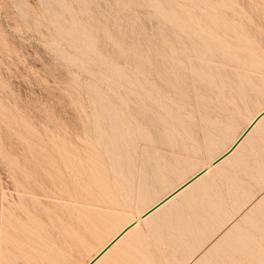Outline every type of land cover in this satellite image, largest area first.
<instances>
[{
    "label": "rangeland",
    "instance_id": "374dc122",
    "mask_svg": "<svg viewBox=\"0 0 264 264\" xmlns=\"http://www.w3.org/2000/svg\"><path fill=\"white\" fill-rule=\"evenodd\" d=\"M89 1L90 0H0V222L1 220L3 222V224L2 222L0 223V264L1 262L3 264H20L21 262L24 263L25 261L28 262L24 264H28L29 262H31L30 260L34 258L37 264H87L91 260V258H93L96 253L102 248V246L110 241L113 235H115L120 230V228H122L121 225L123 223H128V221L136 217L139 212H142L147 206L152 205L155 202L154 200H156L157 198L159 199L160 196H164L165 193L167 194V192H169L173 188V184L176 186L179 185L180 181L187 179L186 176L189 178L203 165H207L208 163H210V161L213 160V158L219 156L222 152H224V150L232 143L231 140H229V136L234 132V130L236 131L235 136L237 137L243 131V129L246 128L250 119H252L257 112L264 108V101L260 100L264 99V64L263 67H261V63H264V0H197L200 5L197 3L193 4L194 2H196L195 0L194 2L192 0H190L189 2L188 0H172L174 1L172 3L171 0H168V2L164 0L165 4L162 3L163 0H137L138 3L135 2L136 0H134V2L133 0H130L129 2L128 0H118L122 3V6H120L121 3L119 2V5V3H117L118 1L116 0H91L92 2ZM159 1H161L160 4H158ZM144 2L146 3L147 7L146 5H144ZM86 3H88L87 6H85ZM114 3H116L117 7ZM136 3L140 6L138 7ZM189 3L195 6L192 8V5ZM129 5L131 6L130 9ZM201 5L203 6V8H201ZM64 6L67 9H65ZM165 6L166 9H164ZM186 6H189L190 8L188 7L187 10ZM198 6L201 8V10ZM230 6L233 7L231 8ZM123 7H126L125 11ZM183 7L185 10L183 9ZM236 7L238 8V10ZM112 8H116L115 12ZM195 8L197 12H194L196 11ZM204 8L209 9V12L207 10L205 11ZM211 8L213 9V11L219 10V12L217 13L214 12L218 15H215ZM240 8L242 9L240 10ZM155 9H157V11ZM232 9L235 10L233 11ZM63 10L64 12H62ZM67 10L69 11V13H66ZM148 10L149 12H147ZM151 10H154L155 14L154 11L152 14ZM190 10H192L191 13ZM59 11H61L65 16ZM129 11L131 14H133V12L135 11L134 15H131ZM235 11L237 12L233 13ZM88 12L90 13L88 14ZM200 12L202 14L204 12H208L206 14L209 15L206 16V14L204 13V15H202V19H206L207 22L209 20V24L206 21V23L203 24L204 20L201 19L202 16L200 15ZM60 13L62 15H60ZM102 13H105V17L108 15L106 17L107 19H105ZM90 14H94V17ZM143 14L144 16L146 14L147 17L149 16L151 18H144V16H141ZM156 14H158V17L160 16L161 20L157 17ZM190 14L192 15L190 16ZM193 14H199L198 17L200 18V20L197 16H193ZM180 15L183 17H181ZM210 15L212 19L209 18ZM73 16L76 18H74ZM111 16H113L115 20L117 19V21L119 19L118 22L120 25ZM161 16L162 18H164V20H162ZM130 17L132 18V20L137 21L133 23L134 21H132ZM230 17L232 18L231 20L233 22L230 20ZM236 18L239 19L237 20ZM77 19H79L80 23H84L85 21V23L83 24V28L85 27V25L86 28L81 29L80 27L82 26V24L80 25ZM80 19L82 20V22ZM129 19L130 21L128 22ZM189 20L191 21L189 22ZM199 21H203V25H199V23H197ZM111 23L113 26L110 25ZM194 23H196L195 27ZM234 23H236V29L234 28ZM238 23H243L245 25H239ZM116 24L119 26V28L116 27ZM206 24L214 27L215 30ZM61 25L63 26V28ZM67 26L69 29L67 28ZM127 26H129V28H127ZM240 26H243V29L246 26L249 27H247L244 31ZM121 27L124 28V30ZM237 27H240L238 29H241V31L238 30ZM90 28L93 29V31L90 30ZM134 28L136 29V32ZM163 28L164 31L161 32ZM169 28H171L172 31L171 29L169 30ZM178 28L180 29V31ZM256 28L259 29L257 30ZM127 29L129 32H125ZM165 29L169 32H167ZM80 30L81 32H83L84 30V33L86 32V35L81 32L80 34ZM119 30L122 35H120L121 33L119 32ZM130 30L133 31L130 32ZM176 30H178L179 32ZM200 30L202 31V33H208L209 35L204 34L206 36L205 38H203L204 36L200 35L202 34L200 33ZM170 31L172 33L175 32L173 33V36L170 35ZM209 31L214 38H210L212 35ZM214 31L219 32L217 33ZM106 32H109L108 35ZM138 32H140V35H138ZM220 32H222L224 35ZM133 33L137 34L133 35ZM178 33H181L182 35L180 34V36L182 37H180ZM79 34L80 36H82L81 39H79ZM82 34L84 35V37ZM115 34L116 36H114ZM164 35L168 38L166 39ZM244 35L246 37V41L248 40L246 44L243 41L245 40L243 39ZM221 36L224 39L221 38ZM224 36H226L227 38ZM122 37L123 41L121 39ZM157 37L159 38L158 41L160 40L159 42L157 41V39H154ZM177 37L183 39L181 40ZM57 38L59 39L57 40ZM82 38H85V40H83ZM146 38V41L143 40ZM208 38L209 40L212 39L213 43L211 42V40L209 41ZM96 39L98 42L96 41ZM205 39H207L209 42H207ZM214 39H216V44H214ZM228 39H232V41ZM78 40H83L87 46V49L91 50L88 51L85 48V44H82ZM108 40L112 44L106 42ZM137 40H139V42ZM161 40L164 42H162ZM174 40H176L178 43L180 42V44H178L177 42H173ZM225 40L229 42H226ZM249 40L251 44H249ZM124 41L126 44L124 43ZM128 41L131 43H129ZM133 41H136V43H133ZM144 41L146 44H148L149 42L153 44H149L146 46L144 45ZM168 41H170L171 43ZM140 42L143 44H141ZM181 42L184 43V45L186 44L187 48ZM241 42L244 44L242 45ZM117 43H120L121 45ZM134 44H138V46L135 45V47ZM157 44L159 48L163 45L165 47H168V50L167 48L165 49L164 46L162 47V49H159L158 47H156ZM173 44L175 48H178V50L176 48L177 51L174 50V47L172 46ZM81 45L83 46V48L81 47ZM124 45H127L126 49L123 48L125 47ZM131 45H133L134 47H131ZM154 45L156 46L154 47ZM179 45H182L183 47L181 46V48ZM218 45H220L219 48L223 49L222 51L224 53L220 51ZM116 46L121 47H118V50H115L117 49ZM139 47H141V51L145 50V52H141L143 57L147 52V55L145 54V56H147L148 59L144 57L143 60L140 51H138ZM152 47L154 48V50H156L157 48V50H150ZM163 49L167 50L169 53H167ZM229 49L231 51L229 52V55L231 56L227 55ZM123 50H127V52L124 51L125 55ZM180 50L182 52H180ZM187 50L189 51L186 52ZM136 51H138L141 56ZM152 51L154 52V54ZM164 51L169 57L165 55ZM178 51L180 52V55L177 53ZM190 51L193 52L191 53ZM116 52H120V54L123 52L121 54L122 56ZM156 52H163L165 57H167L164 58L163 53H159L157 56H154L157 54ZM175 53L177 54L178 58L175 57ZM108 55H110L111 57L109 56L108 58ZM125 56L129 57V59L127 57L125 58ZM134 56L135 58H137L134 59ZM149 56L152 57H150L149 59ZM233 56L235 58H233ZM230 57H232L233 59H230ZM237 57H240L245 62L240 60V63V58L237 59ZM160 58L163 60H159ZM183 58L188 61L184 60ZM189 58L192 59L191 61H194L190 63ZM219 58L220 60L222 59L223 62L220 61ZM226 58L227 60L225 61ZM100 59L102 61H100ZM86 60L88 63L86 62ZM137 60H139L138 63H136ZM150 60H155V62H152ZM174 60H176L175 62L177 65L173 62ZM169 61H171V63ZM114 62L116 64H119L116 65ZM151 62L153 64L156 63L154 64V67ZM200 62H203L204 64H200ZM89 63L94 68L88 65ZM100 63L101 65H99ZM140 63L143 65L141 66ZM161 63L162 65L159 66V64ZM232 63L233 66H235L234 68H238L239 70H233L234 68L232 67ZM166 64H170V67ZM194 64L197 65L194 66ZM102 65L104 68L102 67ZM155 65L159 66L157 67V70ZM131 66H134L135 68ZM162 66L164 69H166L167 73L163 71ZM220 66L222 68L226 66L225 70H221ZM151 67L155 70H152ZM177 67H179V69ZM243 67L247 68L245 69ZM127 68L130 70H128ZM141 68L143 71H141ZM146 68L151 69H149L150 71H147ZM160 68L162 69V73H160ZM144 69L146 72L144 71ZM226 69L228 70L227 72H225ZM231 69L233 73L230 78L229 76L231 74L226 75V73L229 74L228 72L231 71ZM249 69H252L250 72H253L254 69V72L249 73V71H246ZM173 70H175V72L177 73L175 74ZM177 70H181L179 71L181 73L183 72L182 79L181 74ZM219 70H221L222 72ZM153 71L154 73H157L153 75ZM188 71L189 74H187ZM93 72L95 74H93ZM130 72H133L135 75L132 73V77L130 75ZM168 73L170 74L169 76ZM137 74H139L140 76L136 77ZM163 74L165 77L167 76L166 80L168 82L164 79ZM183 74L185 75V77ZM109 75H113L114 78H112L113 76L111 77ZM158 75L161 82H158L159 78L157 80ZM171 75V78H174L172 80L176 82H173L171 79H169ZM190 75L192 77H190ZM178 77H180V79H178ZM216 77H220L219 79L222 80H219ZM224 77H226V79L223 80ZM233 77L235 78V82L233 81ZM116 78H118L119 80L121 79L123 83L120 82L121 80L118 81V79ZM132 78L136 85L133 83ZM155 78L157 81H155ZM193 78L194 83L189 81ZM183 79L188 80L192 85L188 81H184ZM196 79L198 81L195 82ZM108 80L112 81L108 82ZM231 81L233 82L232 85L229 84L232 83ZM180 82H182L181 85L179 84ZM221 82L224 84H222ZM162 83L165 84L166 91L162 89V87L164 86V84L162 85ZM168 83L169 85L172 84V87L168 86ZM186 83L189 85H187ZM217 83L218 85L220 84L221 87L224 85L225 87L220 89L221 87L218 86ZM226 83L228 84V87H226ZM182 84L188 86V88L184 87ZM194 84H197L195 85L196 87L193 86ZM173 85H177L178 87ZM190 85L191 87H189ZM198 85L201 87H199ZM233 85L235 86L236 90L235 88H233ZM237 85L238 87H236ZM132 86L134 88H132ZM144 86L148 87L147 89L150 88L152 91L150 89V91L147 90ZM167 86L169 88L171 87L170 89L168 88V91L170 92L167 91ZM197 86L199 87V89H201V93L198 92L199 89H197ZM176 87L181 90L177 89ZM192 87L196 89L193 92H191L193 89ZM126 88L129 89V91ZM135 88H138V91ZM184 88L189 89V93L191 92L192 94H188L191 97L189 95H186V89ZM232 88L234 90H232ZM210 89H212L213 91H209ZM148 91L151 93L153 92V95ZM207 91L211 93L212 96H210L209 93L207 94L208 96H206ZM139 92L143 97L146 98L144 99ZM177 92L179 94H176ZM196 92L198 97H195ZM213 92L215 94L217 93V96ZM232 92L234 94H232ZM131 93L133 96L131 95ZM229 93L230 95H228ZM171 94L174 96H171ZM183 94L186 95V97ZM201 94L202 97L199 98ZM238 94H240L241 96H239ZM218 95H220L221 97H218ZM156 96L159 98H156ZM132 97L134 101H132ZM206 97L208 98V101H206ZM213 97H215V101L213 100ZM225 97H227V99ZM195 98L197 99V101H194L196 100ZM186 99L190 100V102L188 101V103L187 101H185L187 104L184 103V100ZM192 99L194 102H196V104L192 101ZM146 100H148L150 104L148 101L146 104ZM220 100L222 102H220ZM232 100L236 101L232 102ZM238 100L240 101V103ZM128 101H130V103L132 102V104H128ZM204 101L207 103H205ZM209 101L212 105L209 103ZM189 103H191V105H188ZM192 104L195 108L192 107ZM201 104H206L207 106H200ZM143 105L147 109L146 111H144L145 108L143 107ZM197 105L198 107L200 106L202 109H204V111L200 107L198 108ZM213 105L215 107L217 106V108H213ZM133 106L136 108V110L141 108L139 112L142 114L138 113L137 111L135 112ZM148 106L151 107V111L155 114L150 113L151 111ZM171 106L173 108H171ZM219 106H221V108L224 106V108L226 109L223 110L220 108L221 110H219ZM254 106L256 107V109L254 108ZM156 107L158 110L156 109ZM174 107H176L177 111L174 110ZM211 107L213 108L212 110H210ZM249 108L253 112L255 110V112H252L251 114ZM195 109H198L199 113L196 112L198 114H195ZM132 110L133 112H131ZM158 111L161 112L162 116ZM208 111L211 115L210 119H212V115L214 118V120H211V125L206 124L204 120L209 118V114H203V112ZM214 111H217L218 114L217 112L214 113ZM221 111L225 112L223 113ZM183 112H185V114ZM227 112H229L230 115H228V117H225L228 114ZM131 113L133 114V116ZM143 113L146 115V117L143 116ZM134 114H137L136 116L138 117L134 116ZM219 115L220 118H218ZM235 115L238 123L235 119ZM154 116H157V121H155L156 117L154 118ZM163 116L165 118H168L165 119L163 118ZM201 116L204 117V119L201 118ZM222 116L225 117V119L227 118V121L225 119H221ZM158 117L160 118L158 119ZM229 117L231 119H229ZM139 118L142 120L141 122L139 121ZM143 119H146L147 122ZM152 119H154L153 122L155 124V126L151 127L153 128V131L156 130L155 128H159V131L156 130L154 131V133L157 135L158 131V133H160V135H163L166 140L163 138V136L161 137L153 134V131H151L152 129L150 128V126L153 124ZM160 119L161 121H163V119L165 122L167 120L168 121L167 123L163 121L161 126V122H158ZM217 119L221 120L219 121ZM229 120L232 122L229 123ZM148 121H150L152 124ZM173 121L175 122V124ZM224 121H226L227 123ZM170 122L172 125L170 124ZM141 123L144 125H142ZM147 123H149L150 125ZM177 126L181 129L178 130ZM174 127L177 128V130ZM193 128L195 129L194 133H192V130H194ZM165 129H167L168 131ZM188 129H191V132L189 131L190 135L188 134ZM164 130L169 134L167 135ZM161 131L165 133H162ZM170 132L172 133L170 134ZM214 133L216 136H214ZM191 134L196 135H192V137ZM261 136L259 138L260 141H256L257 146L254 148L255 151L253 150L251 152L250 150L247 153L244 162L240 166H238V169L236 167L237 170L235 169V167L230 169L226 172L225 175L222 176V178L217 175L215 178H213L211 182L212 185H209V187L201 190L202 194L200 193L194 195L192 201H189V204L187 203L188 201L184 202V204L180 205L181 207L178 211H176V213H172V218L168 217L165 221H161V224L165 228L168 222H170L171 224V233L168 238L169 241L167 240V238H164V235L159 231V229H153L152 231H150L149 229L142 227L143 232L139 234L135 241H132L134 243L130 242L131 244H129V246L122 248L119 252L117 251L114 256L110 258L107 264L111 262H113L111 264H152L153 262L155 264H192L194 259L196 262L194 261L195 263L193 264H206L207 262L203 261L207 260L206 256L208 257L207 261H209V263L207 264H264V238L255 230V227H249L250 224H247L245 226L246 223L244 224L245 221L243 220L245 214L251 208H255L257 202L260 199H263L262 196L264 197V136ZM153 137H156L155 139H157V141H155ZM171 137H173L174 139L176 137V140L179 143H177L176 140L175 142ZM169 138L170 141H167V139L169 140ZM161 139L162 142L160 141ZM163 141L167 142H164V144ZM168 142H170V146L169 144L167 146ZM88 143H90L91 145H88ZM93 143L94 145L98 146H92ZM176 143L177 145H179L177 146L179 149L175 147ZM136 144H138V146ZM224 144L225 146H223ZM172 145L174 148L172 147ZM259 147L262 149H260ZM95 148L97 149L95 150ZM98 148L101 149L99 150V152L103 157H101V154L98 153ZM157 149L161 150V154L159 151H157ZM258 149L262 151L260 152ZM163 153L164 155H162ZM93 161L94 163H97L92 164ZM246 163L248 164L247 166ZM79 164H82L81 167L83 172L80 169L81 167L79 166ZM106 164L108 165V168L104 166ZM123 164L125 165L124 167ZM85 165H87L86 169L85 167H83ZM98 165H101L102 167L104 166L103 170H101V166L100 168H98ZM77 167L80 168L78 169ZM88 167L90 169L92 168V171L88 169ZM93 167L96 168V170L93 169ZM105 167L106 169H104ZM87 172L88 174H85ZM132 172L135 174H133ZM155 172L159 174V176H157ZM82 174H85L86 176H82ZM232 174H234V176ZM77 176H80V178ZM84 176L85 178H83ZM94 176L97 179L95 180V178H93L92 182L91 178ZM99 176H101V179ZM105 176L107 179L104 178ZM142 177H145L144 186H142L141 182ZM99 179L102 182H99ZM88 180L91 181L93 185L90 184L91 182H88L90 184L89 185L86 182ZM149 180L150 182H148ZM175 180L177 182H175ZM96 181V184H98L97 188L96 186H94L96 185ZM104 181L109 184V187H106L108 186V184ZM78 182H81L83 185H85L84 187H88L89 189H85L83 185L81 183L79 184ZM103 182L105 183L104 185ZM157 183L158 185H156ZM110 184H112V186H110ZM125 184L127 186H125ZM99 185H103L102 188L103 190L105 189L102 192L104 194L103 197L106 196L107 198H103L101 195H99L102 194L100 193L101 190H99L102 188H99ZM91 186H94L95 188ZM165 187L167 190H164ZM232 188L233 190L230 191L229 189ZM115 189L117 190V192L115 191ZM142 189L145 193V195L143 196L140 195L142 194ZM111 190L113 193H109L111 192ZM157 190L160 194L157 193ZM95 192H98V198L101 197V199L97 198V194H94ZM114 194H116L117 196ZM132 194L133 196H135V198L132 197ZM22 196L25 197L22 198ZM118 196L120 198H118ZM32 199L34 200V203L32 202ZM83 199H85L87 202ZM49 200H51V202ZM107 200H109L110 203ZM114 200H116L117 202L119 201V203L115 202ZM100 201H102V203L105 201V204H100ZM263 201L264 200H262L261 202ZM111 203L113 206L111 205ZM192 203H195V205H192ZM59 204L61 205L59 206ZM107 204H109L110 207ZM96 205L97 209L95 208ZM194 206L195 208L197 206V209L193 208ZM198 206H201L200 209L204 210V213L202 210H198ZM98 207H100V209ZM113 207L116 209H114ZM263 208H261L260 210V215L262 217L264 216ZM197 210L199 212H197ZM22 212L23 215L21 214ZM110 213H112L114 216ZM131 215H134L133 218ZM107 216L110 220L107 219ZM194 217H197L196 220ZM127 218H129L130 220ZM241 220L244 221L242 224L240 223L242 222ZM195 221H198L199 225ZM78 222L80 225L78 224ZM109 222L111 226L109 225ZM200 222L203 224L202 226H200ZM117 223L118 225L121 223L119 227ZM91 224L94 226H92ZM173 225L175 227H173ZM237 225H239L240 228L243 226L242 228L244 230H247L249 236L254 239L253 242L255 244V249H252V251L248 252L243 248H239L238 242L236 240H222L223 237H221V234L222 236L224 235L226 237L225 233L228 232L227 230L232 229L234 226L237 227ZM108 226L110 227V229ZM101 227L105 231H107V233H110H108L107 235V233ZM252 228L256 232V236L255 234L251 233L253 232ZM13 230L16 232L14 233ZM111 231L112 233L114 231V233L111 234ZM51 232H53V234ZM53 235L56 237H53ZM16 236L17 238L15 239ZM62 236H64V238ZM71 238L73 241L71 240ZM261 241L263 242V244L261 243ZM221 242L222 245L220 246ZM224 242L226 246L224 245ZM14 243L15 245H13ZM177 243L179 246L177 245ZM74 244H76L77 246ZM5 245L10 246L8 247ZM13 247L14 249H11ZM71 247H73V250L75 249V251H73ZM254 250L255 252H253ZM15 251L18 254H16ZM210 251H212V255ZM20 253H22V256L20 255ZM41 253L43 255H40ZM193 254L194 256H192ZM234 254H236L237 256L239 255V258ZM241 255L243 258L241 257ZM11 256L15 258H9ZM20 256L24 257L21 258ZM25 257H27L26 260ZM61 257L63 258L60 259ZM43 258L45 259V261ZM236 259L238 261H234ZM17 260L21 262L19 263ZM226 261H229V263H227Z\"/></svg>",
    "mask_w": 264,
    "mask_h": 264
},
{
    "label": "bare ground",
    "instance_id": "6f19581e",
    "mask_svg": "<svg viewBox=\"0 0 264 264\" xmlns=\"http://www.w3.org/2000/svg\"><path fill=\"white\" fill-rule=\"evenodd\" d=\"M80 1H82V0H80ZM83 1H85V0H83ZM90 1H91V0H90ZM90 1H89V2H90ZM95 1H96V0H95ZM116 1H118V0H116ZM129 1H130V0H128V2H129ZM131 1H132V0H131ZM138 1H139V0H138ZM165 1L168 2V0H165ZM169 1H170V0H169ZM174 1H176V0H174ZM174 1L171 0V3L174 2ZM178 1H179V0H178ZM184 1H185V0H184ZM189 1H190V0H188V2H189ZM192 1L194 2V0H192ZM195 1H196V2H194L193 4H196V3L199 4V3L197 2V0H195ZM43 2H44V1H43ZM91 2H92V1H91ZM119 2H120V1H118L117 3H119ZM124 2H126V1H124ZM128 2H127V3H128ZM133 2H134V0H133ZM135 2H137V0H136ZM147 2H148V1H147ZM160 2H161V1H159L158 4H160ZM182 2H183V1H182ZM84 3H85V2H84ZM84 3H82V4H84ZM120 3H121V2H120ZM120 3H119V5H120ZM137 3H138V2H137ZM137 3H136V4H137ZM144 3H145V2H144ZM151 3H152V2H151ZM153 3H154V1H153ZM155 3H156V2H155ZM162 3H164V0H163ZM90 4H91V3H90ZM114 4H115V6H116V3H114ZM164 4H165V3H164ZM167 4H168V3H167ZM175 4H176V2H175ZM189 4H191V3H189ZM87 5H88V3L85 4V6H87ZM92 5H93V4H92ZM94 5H95V4H94ZM119 5H118V6H119ZM137 5H138V4H137ZM137 5H136V6H137ZM144 5H146V3H145ZM169 5H170V3H169ZM169 5H168V6H169ZM191 5H192V4H191ZM199 5H200V4H199ZM210 5H211V4H210ZM260 5H261V4H260ZM263 5H264V4H263ZM82 6H83V5H82ZM95 6H96V5H95ZM120 6H122V3H121ZM136 6H135V7H136ZM139 6H140V5H138V7H139ZM174 6H175V5H174ZM180 6H181V4H180ZM194 6H195V5H192V8H193ZM201 6H202V5H201ZM235 6H236V5H235ZM235 6H234V7H235ZM258 6H259V4H258ZM89 7H90V5H89ZM113 7H114V6H113ZM116 7H117V6H116ZM126 7H127V6H126ZM126 7H125V8H126ZM146 7H147V5H146ZM169 7H170V6H169ZM178 7H179V5H178ZM186 7H187V6H186ZM188 7H189V6H188ZM188 7H187V10H188ZM198 7H199V6H198ZM215 7H216V6H215ZM230 7H231V6H230ZM232 7H233V6H232ZM232 7H231V8H232ZM64 8H65V6H64ZM118 8H119V7H118ZM121 8H122V7H121ZM125 8L123 7L124 11L126 10ZM130 8H131V6L129 5V9H130ZM189 8H190V7H189ZM192 8H191V9H192ZM196 8H197V5H196ZM196 8H195V10H196ZM201 8H203V6H202ZM201 8L199 7L200 10H201ZM236 8H237V7H236ZM260 8H261V7H260ZM65 9H67V8H65ZM89 9H90V8H89ZM109 9H110V8H109ZM112 9H113V8H112ZM115 9H116V8H115ZM115 9H113L114 12H115ZM119 9H120V8H119ZM119 9H118V11H119ZM151 9H152V7H151ZM164 9H166V6L164 7ZM183 9H184V7H183ZM204 9H205V8H204ZM241 9H242V8H240V10H241ZM110 10H111V9H110ZM120 10H121V9H120ZM127 10H128V8H127ZM155 10L157 11V9H155ZM180 10H181V9H180ZM184 10H185V9H184ZM206 10L209 12V9H205V11H206ZM211 10L213 11L212 8H211ZM232 10H233V9H232ZM234 10H235V9H234ZM234 10H233V11H234ZM237 10H238V8H237ZM67 11H68V10H67ZM67 11H66V13H69V11H68V12H67ZM83 11H84V10H83ZM87 11H88V10H87ZM90 11H91V10H90ZM151 11H152V10H151ZM153 11H154V10H153ZM153 11H152V14H153ZM167 11H169V10H167ZM203 11H204V10H203ZM212 11H211V12H212ZM224 11H225V10H224ZM59 12H61V11H59ZM62 12H64V10H63ZM62 12H61V13H62ZM147 12H149V10H148ZM191 12H192V10H190V13H191ZM194 12H197V10L194 11ZM194 12H193V13H194ZM198 12H199V11H198ZM208 12H206V13H208ZM214 12L217 13V12H219V10H218V11H213V13H214ZM225 12H226V11H225ZM236 12H237V11H235V12H233V13H236ZM242 12H243V11H242ZM61 13H60V15L63 14V13H62V14H61ZM89 13H90V12H88V14H89ZM129 13H130V11H129ZM129 13H128V14H129ZM134 13H135V11L133 12V14H131V13H130V14H131V15H134ZM177 13H178V12H177ZM204 13H205V12H204ZM204 13L202 14V13L200 12V15L202 16V15H204ZM206 13H205V14H206ZM220 13H221V12H220ZM231 13H232V11H231ZM231 13H230V14H231ZM243 13H244V12H243ZM57 14H58V13H57ZM86 14H87V13H86ZM104 14H105V13H102L103 16H104ZM114 14H115V13H114ZM116 14H118V13H116ZM120 14H121V13H120ZM120 14H119V15H120ZM123 14H125V13H123ZM146 14H148V13H146ZM146 14H145V16H146ZM150 14H151V13H150ZM154 14H155V11H154ZM214 14H215V13H214ZM226 14H227V13H226ZM238 14H239V12H238ZM63 15H64V14H63ZM90 15L93 16L94 14H90ZM109 15H110V13H109ZM156 15H157V17H158V14H156ZM156 15H154V16H156ZM164 15H165V14H164ZM187 15H188V14H187ZM191 15H192V14H190V16H191ZM194 15H195V14H193V16H194ZM198 15H199V14H198ZM198 15H195V16L198 17ZM207 15H209V14H206V16H207ZM211 15H212V14H211ZM211 15L209 16V18L212 19ZM215 15H218V14H215ZM227 15H228V14H227ZM243 15H245V14H243ZM64 16H65V15H64ZM107 16H108V15H107ZM107 16H106V17H107ZM136 16H137V15H136ZM138 16H139V15H138ZM141 16H144V14L141 15ZM145 16H144V18H148V17H149V16H148V17H147V16L145 17ZM180 16H181V15H180ZM201 16H200V17H201ZM240 16H241V14H240ZM60 17H61V16H60ZM69 17H70V16H69ZM73 17H74V16H73ZM93 17H94V16H93ZM104 17H105V16H104ZM106 17H105V19H107ZM111 17H113V16H111ZM111 17H110V18H111ZM115 17H116V16H115ZM118 17H119V16H118ZM122 17H123V16H122ZM125 17H126V16H125ZM132 17H133V16H132ZM181 17H183V16H181ZM186 17H187V16H186ZM188 17H189V16H188ZM204 17H205V16H204ZM213 17H214V16H213ZM221 17H223V16H221ZM231 17H232V16H231ZM231 17H230V20L232 19ZM74 18H76V17H74ZM110 18H109V19H110ZM113 18H114V17H113ZM127 18H128V17H127ZM127 18H126V19H127ZM130 18H131V17H130ZM137 18H138V17H137ZM149 18H151V17H149ZM158 18L160 19V16H159ZM161 18H162V16H161ZM177 18H178V17H177ZM198 18H199V17H198ZM202 18H203V16L201 17V19H202ZM205 18H206V17H205ZM214 18H215V17H214ZM233 18H234V17H233ZM241 18H242V16H241ZM91 19H93V18H91ZM120 19H122V18H120ZM141 19H143V18H141ZM141 19H140V20H141ZM192 19H193V18H192ZM207 19H208V18H207ZM221 19H222V18H221ZM224 19H225V18H224ZM236 19H237V18H236ZM238 19H239V18H238ZM238 19H237V20H238ZM63 20H64V19H63ZM70 20H71V18H70ZM70 20H69V21H70ZM77 20L79 21V19H77ZM77 20H76V21H77ZM80 20H81V19H80ZM88 20H89V19H88ZM110 20H111V19H110ZM114 20H115V18H114ZM131 20H132V18H131ZM135 20H136V19H135ZM150 20H151V19H150ZM157 20H158V19H157ZM160 20H161V19H160ZM162 20H164V18H162ZM184 20H185V19H184ZM199 20H200V18H199ZM202 20H204V19H202ZM227 20H228V19H227ZM240 20H241V19H240ZM244 20H245V19H244ZM115 21L118 22L119 19H118V21H117V19H116ZM129 21H130V19L128 20V22H129ZM132 21H134V20H132ZM136 21H137V20H136ZM136 21H134L133 23H135ZM153 21H154V20H153ZM167 21H168V20H167ZM179 21H180V20H179ZM187 21H188V19H187ZM190 21H191V20H189V22H190ZM193 21H194V19H193ZM205 21H206V19L204 20V22L202 21L203 24L207 22V21H206V22H205ZM228 21H229V20H228ZM231 21H232V20H231ZM231 21H230V22H231ZM56 22H57V21H56ZM65 22H67V21H65ZM71 22H72V21H71ZM81 22H82V20H81ZM88 22H89V21H88ZM91 22H92V20H91ZM110 22H111V21H110ZM121 22H122V21H121ZM123 22H124V20H123ZM126 22H127V20H126ZM138 22H139V20H138ZM158 22H159V21H158ZM158 22H157V23H158ZM194 22H195V21H194ZM200 22H201V21H199V22H197V23H199V25H200V24H202V22H201V23H200ZM208 22H209V20H208ZM208 22H207V23H208ZM232 22H233V21H232ZM72 23H73V22H72ZM79 23H80V21H79ZM84 23H85V21H84ZM84 23H80V25L82 24V26L80 27L81 29L83 28V24H84ZM86 23H87V22H86ZM89 23H90V22H89ZM130 23H131V22H130ZM160 23H162V22H160ZM191 23H192V22H191ZM246 23H247V22H246ZM63 24H64V23H63ZM87 24H88V23H87ZM108 24H109V22H108ZM113 24H115V23H113ZM118 24H119V22H118ZM136 24H137V23H136ZM139 24H140V22H139ZM164 24H165V23H164ZM195 24H196V23H194V27H195ZM203 24H202V25H203ZM208 24H209V23H208ZM208 24H206V25H208ZM232 24H233V23H232ZM238 24L240 25V24H243V23H238ZM74 25H75V23H74ZM77 25H79V24H77ZM110 25H112V23H111ZM116 25H117V24H116ZM116 25H115V26H116ZM119 25H120V24H119ZM126 25H127V24H126ZM131 25H132V24H131ZM158 25H161V24H158ZM192 25H193V24H192ZM197 25H198V24H197ZM235 25H236V23H234V28L236 29ZM243 25H245V24H243ZM61 26H62V25H61ZM64 26H65V25H64ZM112 26H113V25H112ZM129 26H130V25H129ZM129 26H127V28H129ZM165 26H167V25H165ZM208 26H210V25H208ZM212 26H213V25H212ZM219 26H220V25H219ZM253 26H254V25H253ZM253 26H252V27H253ZM72 27H73V26H72ZM77 27H78V26H77ZM116 27L119 28L118 25H117ZM124 27H125V24H124ZM130 27H131V26H130ZM132 27H135V26H132ZM162 27H163V25H162ZM174 27H175V26H174ZM204 27H205V26H204ZM210 27H211V26H210ZM216 27H217V25H216ZM240 27H241V26H240ZM240 27H237V29L240 28ZM242 27H243V26H242ZM242 27H241V29L245 31L246 28L249 27V26H246L244 29H243ZM62 28H63V26H62ZM67 28H68V26H67ZM84 28H86V25H85ZM84 28H83V29H84ZM88 28H89V27H88ZM88 28H87V29H88ZM121 28H122V27H121ZM165 28H166V27H165ZM172 28H173V26H172ZM200 28H201V26H200ZM205 28H206V27H205ZM211 28L214 29V27H211ZM64 29H65V28H64ZM68 29H69V28H68ZM122 29L124 30V28H122ZM122 29H121V30H122ZM131 29H132V28H131ZM137 29H138V28H137ZM159 29H160V28H159ZM170 29H171V28H169V30H170ZM178 29H179V28H178ZM202 29H203V28H202ZM219 29H220V28H219ZM241 29H238V30L241 31ZM253 29H254V28H253ZM256 29H257V28H256ZM258 29H259V28H258ZM258 29H257V30H258ZM88 30H89V29H88ZM90 30L93 31V29H91V28H90ZM123 30H122V31H123ZM134 30H135V32H136V29H135V28H134ZM165 30H166V29H165ZM173 30H174V28H173ZM214 30H215V29H214ZM217 30H218V29H217ZM254 30H255V29H254ZM55 31H56V30H55ZM127 31H128V29H127L125 32H127ZM131 31H133V30H130V32H131ZM138 31H140V30H138ZM163 31H164V28H163V30H162L161 32H163ZM166 31H167V30H166ZM171 31H172V29H171ZM171 31H170V32H171ZM176 31H178V30H176ZM179 31H180V29H179ZM179 31H178V32H179ZM75 32H76V31H75ZM80 32H81V30L79 31V33H80ZM119 32H120V30H119ZM128 32H129V31H128ZM161 32H160V33H161ZM167 32H169V31H167ZM190 32H191V31H190ZM207 32H208V31H207ZM209 32H210V31H209ZM214 32H217V33H218L219 31H214ZM230 32H231V31H230ZM242 32H243V31H242ZM242 32H241V33H242ZM247 32H249V31H247ZM56 33H58V32H56ZM81 33H84V30H83V32H81ZM81 33H80V34H81ZM85 33H86V32H85ZM85 33H84V35H86ZM94 33H95V32H94ZM106 33H107V32H106ZM108 33H109V32H108ZM108 33H107V35H108ZM120 33H121V32H120ZM171 33H172V32H171ZM171 33H170V35L173 36V33H175V32H173L172 34H171ZM193 33H194V32H193ZM200 33H202L201 30H200ZM220 33L223 34L222 32H220ZM243 33H244V32H243ZM80 34H79V39H81V37H82V36H80ZM103 34H104V33H103ZM113 34H114V33H113ZM118 34H119V33H118ZM136 34H137V33H135V34L133 33V35H136ZM167 34H169V33H167ZM178 34H179V36H180L181 33H178ZM204 34L209 35L208 33H202V34H200V35H203V36H204L203 38H205L206 35H204ZM210 34H211V32H210ZM229 34H231V33H229ZM247 34H248V33H247ZM82 35H83V34H82ZM84 35H83V37H84ZM95 35H96V34H95ZM120 35H122V33H121ZM138 35H140V32H138ZM176 35H177V32H176ZM181 35H182V34H181ZM211 35H212V34H211ZM211 35H210V36H211ZM219 35H220V34H219ZM223 35H224V34H223ZM242 35H243V34H242ZM104 36H105V35H104ZM114 36H116V34H115ZM160 36H162V35H160ZM164 36H165V35H164ZM210 36H209V37H210ZM216 36H217V35H216ZM231 36H232V35H231ZM247 36H249V35H247ZM250 36H251V35H250ZM109 37H110V36H109ZM120 37H121V36H120ZM152 37H154V36H152ZM165 37H166V36H165ZM180 37H182V36H180ZM180 37H177V38H180ZM184 37H185V36H184ZM212 37H213V35H212L210 38H212ZM219 37H220V36H219ZM224 37H226V36H224ZM59 38H60V37H59ZM59 38H57V40H58ZM94 38H95V37H94ZM103 38H104V37H103ZM113 38H114V37H113ZM149 38H150V37H149ZM167 38H168V37H166V39H167ZM171 38H172V37H171ZM213 38H214V37H213ZM221 38H223V37L221 36ZM226 38H227V37H226ZM245 38H246V37H245V35H244V38H243V39H245ZM247 38H249V37H247ZM254 38H255V37H254ZM82 39H83V38H82ZM121 39H122V41H123V37H122ZM154 39H157V41H158L159 38L157 37V38H154ZM175 39H176V38H175ZM180 39H181V38H180ZM182 39H183V38H182ZM182 39H181V40H182ZM200 39H201V38H200ZM223 39H224V38H223ZM57 40H56V41H57ZM83 40H85V38H84ZM83 40H82V41H83ZM143 40L146 41L147 38H146V39H143ZM148 40H149V39H148ZM163 40H164V39H163ZM169 40H170V39H169ZM171 40H172V39H171ZM178 40H179V39H178ZM205 40H206L207 42H209V41L211 40V42H212V39L209 40V38H208L209 41H208L207 39H205ZM219 40H220V39H219ZM228 40H231V41H232V39H228ZM60 41H61V40H60ZM78 41H80V40H78ZM82 41H80V42L83 44L84 41H83V42H82ZM86 41H87V40H86ZM88 41H89V40H88ZM96 41H97V39H96ZM117 41H118V39H117ZM122 41H121V42H122ZM129 41H130V40H129ZM129 41H128V42H129ZM137 41L139 42V40H137ZM145 41H144V43H145ZM149 41H150V40H149ZM149 41H147V42H149ZM154 41H155V40H154ZM159 41H160V40H159ZM159 41H158V42H159ZM161 41H162V40H161ZM164 41H165V40H164ZM164 41H162V42H164ZM179 41H180V40H179ZM185 41H186V40H185ZM196 41H197V40H196ZM215 41H216V39H214V44L217 43V42L215 43ZM225 41H226V42H229V41H227V40H225ZM243 41H244L245 44H246V42H247L248 40L246 41V39H245V40H243ZM57 42H58V41H57ZM63 42H64V41H63ZM80 42H79V43H80ZM97 42H98V41H97ZM106 42H109L110 44H112L109 40L106 41ZM142 42H143V41H142ZM150 42H151V41H150ZM150 42H149L148 44L145 43L144 45L147 46V45H149V44H153V43H150ZM152 42H153V38H152ZM168 42H170V41H168ZM173 42H177V41L174 40ZM173 42H172V43H173ZM249 42H250V40H249ZM249 42H248V43H249ZM61 43H62V42H61ZM89 43H90V42H89ZM115 43H116V42H115ZM124 43H125V41H124ZM124 43H122V44H124ZM129 43H131V42H129ZM133 43H136V41H133ZM140 43H141V42H140ZM140 43H139V44H140ZM154 43H155V42H154ZM170 43H171V42H170ZM170 43H169V44H170ZM177 43H178V42H177ZM177 43H176V44H177ZM181 43H182V42H181ZM187 43H188V42H187ZM212 43H213V42H212ZM241 43H242V42H241ZM241 43H240V44H241ZM84 44H85V43H84ZM117 44H120V43H117ZM117 44H116V45H117ZM125 44H126V43H125ZM141 44H143V43H141ZM155 44H156V43H155ZM164 44H165V43H164ZM178 44H180V42H179ZM182 44L184 45V43H182ZM230 44H231V43H230ZM243 44H244V43H242V45H243ZM249 44H251V42H250ZM107 45H108V44H107ZM120 45H121V44H120ZM135 45L138 46V44H134V46H135ZM159 45H160V44H159ZM167 45H168V43H167ZM187 45H188V44H187ZM71 46H72V45H71ZM85 46H86V44H85ZM110 46H111V45H110ZM112 46H114V45H112ZM124 46H125V45H124ZM126 46H127V45H126ZM126 46L123 47V48L126 49ZM132 46H133V45H131V47H132ZM134 46H133V47H134ZM146 46H145V47H146ZM155 46H156V45H154V47H155ZM161 46H162V45H161ZM163 46H164V45H163ZM163 46H162V47H163ZM172 46L174 47V44H173ZM179 46L181 47L182 45H179ZM184 46H186V44H185ZM200 46H201V45H200ZM215 46H216V45H215ZM219 46H220V45H218V48H219ZM233 46H234V45H233ZM81 47L83 48L82 45H81ZM116 47H117V49H115V48H114V49H115V50H118V47L120 48L121 46H116ZM135 47H136V46H135ZM141 47H143V46H141ZM141 47H139V50H138V51H140V53H141L142 51L145 52V50H142V51L140 50ZM148 47H149V46H148ZM148 47H147V48H148ZM156 47H158V44H157ZM162 47H160V48L162 49ZM164 47H165V46H164ZM182 47H183V46H182ZM182 47H181V48H182ZM223 47H224V46H223ZM249 47H250V46H249ZM82 48H81V49H82ZM85 48L87 49V46H86ZM127 48H128V47H127ZM137 48H138V47H137ZM147 48H146V49H147ZM152 48H153V47H152ZM152 48H151L150 50H153V51H156V50H157V48H156V50H154V48H153V49H152ZM158 48H159V47H158ZM160 48H159V49H160ZM166 48H167V50H168V47H165V49H166ZM176 48H177V47H176ZM176 48L174 47V50H176ZM186 48H187V46H186ZM189 48H190V47H189ZM189 48H188V49H189ZM221 48H222V46H221ZM55 49H56V48H55ZM100 49H101V47H100ZM121 49H122V48H121ZM159 49H158V50H159ZM165 49H163V50H165ZM179 49H180V48H179ZM191 49H192V48H191ZM219 49H220V48H219ZM245 49H246V48H245ZM87 50H88V49H87ZM90 50H91V49H90ZM90 50H88V51H90ZM167 50H165V51H166L167 53H169ZM177 50H178V48H177ZM177 50H176V51H177ZM182 50H184V49H182ZM189 50H190V49H189ZM189 50H187L186 52H188ZM222 50H223V49H220V51H222ZM56 51H57V50H56ZM96 51H97V50H96ZM101 51H102V50H101ZM124 51L127 52V50H123V52H124ZM138 51H136V52L139 53ZM153 51H152V52H153ZM160 51H161V50H160ZM165 51H164V52H165ZM245 51H246V50H245ZM123 52H122V53H123ZM125 52H124V55H125ZM144 52H143V53H144ZM166 52H165V55H167ZM180 52H182V51L180 50ZM180 52L178 51L177 53L180 55ZM190 52H191V51H190ZM192 52H193V51H192ZM192 52H191V53H192ZM229 52H231L230 49H229V51L227 52V53H228L227 55H229ZM116 53H119V54H120V52H116ZM122 53H121V54H122ZM128 53H130V52H128ZM134 53H135V52H134ZM140 53H139V55H140ZM156 53H157V54H156ZM156 53H155L156 55H154V56H157L160 52H159V53L156 52ZM162 53H163V52H162ZM162 53H160V54H162ZM219 53H220V52H219ZM222 53H224V52L222 51ZM233 53H235V52H233ZM242 53H243V52H242ZM76 54H77V53H76ZM90 54H91V53H90ZM114 54H115V53H114ZM119 54H118V55H119ZM121 54H120V55H121ZM145 54L147 55V52H146ZM145 54H144V57L147 58V56H145ZM153 54H154V52H153ZM153 54H152V55H153ZM175 54H176V53H175ZM186 54H187V53H186ZM236 54H237V52H236ZM126 55H127V54H126ZM129 55H130V54H129ZM137 55H138V54H137ZM141 55H142V53H141ZM141 55H140V56H141ZM150 55H151V52H150ZM165 55H164V53H163V57H164V58H166V57L168 56V55H167V56L165 57ZM181 55H183V54H181ZM225 55H226V54H225ZM225 55H224V56H225ZM109 56H110V55H108V58H109ZM121 56H122V55H121ZM154 56H153V57H154ZM159 56H160V55H159ZM159 56H158V58H159ZM191 56H192V55H191ZM195 56H196V55H195ZM229 56H231V55H229ZM234 56H235V55H234ZM234 56H233V58H235ZM238 56H239V55H238ZM81 57H82V56H81ZM110 57H111V56H110ZM126 57H127V56H125V58H126ZM142 57H143V55H142ZM144 57H143V60H144ZM150 57H152V56H149V59H150ZM160 57H161V56H160ZM168 57H169V56H168ZM171 57H172V55H171ZM175 57L178 58V57H177V54H176ZM179 57H183V56H179ZM227 57H228V56H227ZM103 58H104V57H103ZM120 58H121V57H120ZM127 58L129 59V57H127ZM136 58H137V57H136ZM136 58H135V56H134V59H136ZM176 58H175V59H176ZM203 58H204V57H203ZM228 58H229V57H228ZM231 58H232V57H230V59H231ZM233 58H232V59H233ZM239 58H240V57H239ZM239 58L237 57V59H239ZM80 59H81V58H80ZM84 59H85V58H84ZM95 59H96V56H95ZM97 59H98V57H97ZM111 59H112V58H111ZM132 59H133V58H132ZM147 59H148V58H147ZM172 59H173V58H172ZM183 59H184V58H183ZM189 59H190V58H189ZM194 59H195V58H194ZM214 59H215V58H214ZM113 60H114V59H113ZM156 60H157V59H156ZM159 60H163V59L160 58ZM164 60H165V59H164ZM166 60H167V59H166ZM169 60H170V59H169ZM184 60H186V59H184ZM184 60H183V61H184ZM191 60H192V59L189 60L190 63H192V62L194 61V60H193V61H191ZM195 60H196V59H195ZM219 60H220V58H219ZM226 60H227V58L225 59V61H226ZM240 60H242V59L240 58V59H239V62H240ZM100 61H102V60L100 59ZM134 61H135V60H134ZM146 61H148V60H146ZM150 61H152V60H150ZM153 61L155 62V60H153ZM153 61H152V62H153ZM175 61H176V60H174L173 62L176 64ZM186 61H188V60H186ZM186 61H185V63H186ZM199 61H201V60H199ZM216 61H218V60H216ZM220 61H222V59H221ZM242 61H243V60H242ZM82 62H83V61H82ZM86 62H87V60H86ZM96 62H97V61H96ZM115 62H116V61H115ZM115 62H114V63H115ZM123 62H124V61H123ZM138 62H139V60H137L136 63H138ZM140 62H141V61H140ZM152 62H151V63H152ZM159 62H160V61H159ZM161 62H162V61H161ZM169 62L171 63V61H169ZM204 62H205V61H204ZM207 62H208V61H207ZM222 62H223V61H222ZM228 62H229V61H228ZM228 62H227V64H228ZM231 62H232V60H231ZM243 62H245V61H243ZM257 62H258V61H257ZM87 63H88V62H87ZM124 63H126V62H124ZM124 63H123V64H124ZM141 63H142V62H141ZM141 63H140V64H141ZM164 63H165V62H164ZM164 63H163V65H164ZM166 63H168V62H166ZM174 63H173V64H174ZM185 63H184V64H185ZM201 63H203V62H200V64H201ZM205 63H206V62H205ZM213 63H215V62H213ZM218 63H219V62H218ZM224 63H225V62H224ZM240 63H241V62H240ZM253 63H254V62H253ZM253 63H252V64H253ZM115 64H116V63H115ZM118 64H119V63H117L116 65H118ZM126 64H127V63H126ZM144 64H145V63H144ZM147 64H148V63H147ZM147 64H146V65H147ZM152 64H153V63H152ZM154 64H156V63H154ZM154 64H153V67H154ZM188 64H189V63H188ZM203 64H204V63H203ZM210 64H212V63H210ZM220 64H221V63H220ZM220 64H219V65H220ZM261 64H262V65H261ZM261 64H260L261 67H263V64H264V63L262 62ZM88 65H90V63H89ZM88 65H87V66H88ZM99 65H101V63H100ZM127 65H128V64H127ZM142 65H143V64H141V66H142ZM160 65H162V63L159 64V66H160ZM166 65H168V64H166ZM169 65H170V64H169ZM169 65H168V66H169ZM176 65H177V64H176ZM176 65H175V66H176ZM196 65H197V64H196ZM196 65L194 64V66H196ZM205 65H207V64H205ZM216 65H217V64H216ZM229 65H230V64H229ZM234 65H235V64H234ZM253 65H254V64H253ZM90 66H92V65H90ZM123 66H124V65H123ZM147 66H148V65H147ZM147 66H145V67H147ZM155 66H156V70H157V67H159V66H158V65H155ZM168 66H167V68H168ZM171 66H172V65H171ZM178 66H179V64H178ZM217 66H218V65H217ZM221 66H223V65H221ZM221 66H220V67H221ZM92 67H93V66H92ZM102 67H103V65H102ZM121 67H122V65H121ZM131 67L135 68L134 66H131ZM131 67H130V68H131ZM145 67H144V68H145ZM169 67H170V66H169ZM172 67H173V66H172ZM181 67H182V66H181ZM188 67H190V66H188ZM204 67H205V66H204ZM214 67H215V66H214ZM218 67H219V66H218ZM225 67H226V66H225ZM225 67H224V68L221 67V70H223V69L225 70ZM229 67H230V66H229ZM229 67H228V68H229ZM232 67H233V68L235 67V66H233V63H232ZM236 67H237V66H236ZM93 68H94V67H93ZM103 68H104V67H103ZM123 68H126V67H123ZM133 68H132V69H133ZM151 68H152V67H151ZM151 68H148V69L146 68V70L148 71V70L151 69ZM162 68H163V66H162ZM177 68L179 69V67H177ZM206 68H207V67H206ZM230 68H231V67H230ZM243 68H245V67H243ZM246 68H247V67H246ZM246 68H245V69H246ZM248 68H249V66H248ZM127 69H128V68H127ZM160 69H161V68H160ZM160 69H159V71H160ZM169 69H170V68H169ZM169 69H168V70H169ZM173 69H175V68H173ZM183 69H184V68H183ZM185 69H186V68H185ZM188 69H189V68H188ZM235 69H238V68H234L233 70H235ZM240 69H241V66H240ZM97 70H99V69H97ZM128 70H130V69H128ZM128 70H127V71H128ZM134 70H135V69H134ZM136 70H137V69H136ZM152 70H155V69L152 68ZM207 70H208V69H207ZM221 70H219V71H221ZM238 70H239V69H238ZM242 70H243V69H242ZM251 70H252V69H249V70H246V71H249V73H253V72H254V69H253V72H250ZM91 71H93V70H91ZM141 71H143L142 68H141ZM144 71H145V69H144ZM149 71H150V70H149ZM159 71H158V72H159ZM163 71H165V72L167 73L166 69H164V68H163ZM177 71H178V70H177ZM179 71H181V70H179ZM179 71H178V72H179ZM184 71H185V70H184ZM189 71H190V70H189ZM189 71H188L187 74H189ZM227 71H228V70L226 69L225 72H227ZM243 71H244V70H243ZM112 72H113V71H112ZM135 72H136V71H135ZM145 72H146V71H145ZM173 72H174L175 74L177 73V72H175V70H173ZM208 72H210V71H208ZM221 72H222V71H221ZM230 72H231V73H230ZM240 72H241V71H240ZM255 72H256V71H255ZM132 73H133V72H132ZM132 73L130 72V75H131ZM156 73H157V72H156ZM156 73H154V71H153V75H155ZM160 73H162V69H161V72H160ZM163 73H164V72H163ZM169 73H170V72H169ZM169 73H168V76L170 75ZM179 73L181 74V79H182V78H183V76H182V73H183V72H182V73L179 72ZM228 73H229V74L226 73V75H230V74H231V75L229 76V77L231 78L232 73H233V72H232V69H231V71H229ZM93 74H95V73L93 72ZM107 74H108V73H107ZM113 74H115V73H113ZM118 74H119V73H118ZM128 74H129V73H128ZM133 74H134V73H133ZM164 74H165V73H164ZM164 74H163V76H164ZM180 74H179V75H180ZM254 74H255V73H254ZM130 75H129V77H130ZM134 75H135V74H134ZM153 75H152V76H153ZM161 75H162V74H161ZM183 75H184V74H183ZM211 75H212V74H211ZM109 76L112 77L113 75H109ZM118 76H119V75H118ZM131 76H132V75H131ZM137 76H140V75L137 74L136 77H137ZM213 76H214V75H213ZM213 76H212V77H213ZM215 76H216V75H215ZM220 76H221V75H220ZM223 76H224V74H223ZM223 76H222V77H223ZM115 77H116V76H115ZM132 77H133V76H132ZM155 77H156V76H155ZM161 77H162V76H161ZM166 77H167V76H166ZM166 77L164 76V79H165V80H166ZM171 77H172V75L170 76L169 79H171V80L174 79V78H171ZM174 77H175V76H174ZM184 77H185V75H184ZM187 77H188V75H187ZM187 77H186V78H187ZM190 77H192V76L190 75ZM229 77H227V78H229ZM251 77H252V76H251ZM112 78H114V76H113ZM158 78H159V75H158V77H157V80H158ZM175 78H176V77H175ZM216 78H217V77H216ZM216 78H215V79H216ZM219 78H220V77H219ZM219 78H217V79H219ZM116 79H118V78H116ZM130 79H131V78H130ZM134 79H135V78H134ZM178 79H180V77H178ZM178 79H177V80H178ZM187 79H188V78H187ZM189 79H191V78H189ZM224 79H226V77H224L223 80H224ZM93 80H94V79H93ZM112 80H113V79H112ZM112 80H108V82H109V81H112ZM120 80H121V79H120ZM120 80L118 79V81H120ZM135 80H136V79H135ZM137 80H138V79H137ZM142 80H143V79H142ZM157 80H156V78H155V81H157ZM162 80H163V79H162ZM171 80H170V81H171ZM183 80H184V79H183ZM185 80H186V79H185ZM185 80H184V81H185ZM193 80H194V78H193L192 80H189V81H191L192 83H194ZM219 80H222V79H219ZM231 80H232V79H231ZM234 80H235V78L233 77V81H234ZM132 81H133V78H132ZM166 81H167V80H166ZM172 81H173V80H172ZM172 81H171V82H172ZM186 81H188V80H186ZM189 81H188V82H189ZM196 81H198V80L196 79L195 82H196ZM215 81H216V80H215ZM226 81H227V80H226ZM255 81H256V79H255ZM120 82H122V80H121ZM145 82H146V81H145ZM158 82H161L160 78H159V81H158ZM158 82H156V83H158ZM167 82H168V81H167ZM173 82H176V81H173ZM191 82H189V83L191 84ZM218 82H219V81H218ZM222 82H223V81H222ZM222 82H221V83H222ZM224 82H225V81H224ZM231 82H232V81H231ZM234 82H235V81H234ZM122 83H123V82H122ZM133 83L135 84L134 81H133ZM139 83H140V82H139ZM181 83H182V82H180L179 84L181 85ZM184 83H185V82H184ZM219 83H220V82H219ZM116 84H117V83H116ZM126 84H127V83H126ZM126 84H125V85H126ZM163 84H164V83H162V85H163ZM170 84H171V83H170ZM174 84H175V83H174ZM186 84H187V83H186ZM222 84H224V83H222ZM226 84H227V83H226ZM229 84L232 85L233 82H232V83H229ZM255 84H256V83H255ZM125 85H124V87H125ZM135 85H136V84H135ZM160 85H161V83H160ZM182 85H183L184 87L188 88V86H186V85H184V84H182ZM187 85H189V84H187ZM191 85H192V84H191ZM191 85H190L189 87H191ZM195 85H197V84H194L193 86H195ZM200 85H201V83H200ZM217 85H218V83H217ZM260 85H261V84H260ZM111 86H112V83H111ZM127 86H128V85H127ZM158 86H159V84H158ZM168 86H171V87H172V84L169 85V83H168ZM168 86L166 87L167 91L171 88V87L169 88ZM173 86H177V85H173ZM198 86H199V85H198ZM198 86H197V87H198ZM202 86H203V85H202ZM218 86H220V84H219ZM233 86H234V85H233ZM239 86H240V85H239ZM128 87H129V86H128ZM144 87H145L146 89L148 88V87H146V86H144ZM163 87H164V88H163ZM163 87H162V89L165 90V84H164ZM177 87H178V86H177ZM177 87H176V88H177ZM195 87H196V86H195ZM199 87H201V86H199ZM199 87H198L197 89H199ZM207 87H208V86H207ZM209 87H210V85H209ZM220 87H221V86H220ZM220 87H219V88H220ZM224 87H225V85L222 86L220 89H222V88H224ZM226 87H228V84H227ZM229 87H230V86H229ZM231 87H232V86H231ZM236 87H238V85H237ZM132 88H134V87L132 86ZM168 88H169V89H168ZM181 88H182V87H181ZM186 88H184V89H186ZM192 88H193V87H192ZM192 88H191V89H192ZM202 88H203V87H202ZM205 88H206V87H205ZM233 88H235V86H234ZM233 88H232V90H234ZM97 89H98V88H97ZM115 89H116V88H115ZM126 89H127V88H126ZM135 89H137V91H138V88H135ZM149 89H150V88H149ZM149 89H147V90H149ZM173 89H174V88H173ZM177 89H179V88H177ZM206 89H207V88H206ZM122 90H123V89H122ZM127 90L129 91V89H127ZM133 90H134V89H133ZM150 90H151V89H150ZM150 90H149V91H150ZM179 90H181V89H179ZM187 90H188V91H187ZM195 90H196V89L193 88L191 92H193V91H195ZM200 90H201V89H199V91H198V90H197V91L201 93L202 91H200ZM203 90H204V89H203ZM211 90H212V89H210L209 91H211ZM214 90H216V89H214ZM224 90H226V89H224ZM224 90H222V91H224ZM235 90H236V88H235ZM90 91H91V89H90ZM128 91H127V93H128ZM149 91H148V92H149ZM151 91H152V90H151ZM165 91H166V90H165ZM173 91H177V90H173ZM173 91H172V92H173ZM182 91H185V90H182ZM212 91H213V90H212ZM227 91H228V89H227ZM115 92H116V91H115ZM168 92H170V91H168ZM191 92H190V93H191ZM235 92H236V91H235ZM119 93H121V92H119ZM127 93H126V94H127ZM139 93H140V92H139ZM149 93H151V92H149ZM152 93H153V92H152ZM152 93H151V94H152ZM184 93H185V92H184ZM186 93H187V94H186ZM186 93H185L186 95H189V94H190V93H189V89H186ZM188 93H189V94H188ZM200 93H198V94H200ZM208 93H209V92L207 91L206 96H208V95H207ZM213 93H214V92H213ZM226 93H227V92H226ZM237 93H238V92H237ZM93 94H94V93H93ZM122 94H123V93H122ZM140 94H141V93H140ZM151 94H150V95H151ZM176 94H179V93L177 92ZM191 94H192V93H191ZM191 94H190V95H191ZM194 94H195V93H194ZM209 94H210V96H212L211 93H209ZM214 94H215V93H214ZM216 94H217V93H216ZM216 94H215V95H216ZM224 94H225V93H224ZM232 94H234V93L232 92ZM232 94H231V95H232ZM131 95H132V93H131ZM131 95H129V96H131ZM152 95H153V94H152ZM156 95H157V94H156ZM162 95H163V94H162ZM180 95H181V94H180ZM183 95H184V94H183ZM186 95H184V96L186 97ZM190 95H189V96H190ZM226 95H227V94H226ZM228 95H230V93H229ZM238 95L241 96L240 94H238ZM91 96H93V95H91ZM95 96H96V95H95ZM123 96H124V95H123ZM132 96H133V95H132ZM141 96H142V94H141ZM154 96H155V93H154ZM171 96H174V95L171 94ZM178 96H179V95H178ZM192 96H193V95H192ZM216 96H217V95H216ZM219 96H220V95H218V97H219ZM239 96H238V97H239ZM89 97H90V96H89ZM109 97H110V96H109ZM142 97H143V96H142ZM175 97H176V96H175ZM180 97H181V96H180ZM185 97H182V98H185ZM190 97H191V96H190ZM195 97H198L197 92H196V94H195ZM201 97H202V94H201V96H200L199 98H201ZM204 97H205V96H204ZM220 97H221V96H220ZM234 97H235V96H234ZM236 97H237V96H236ZM125 98H126V96H125ZM128 98H129V97H128ZM135 98H136V97H135ZM143 98L145 99L146 97H143ZM156 98H159V97L156 96ZM192 98H193V97H192ZM214 98H215V97H213V100H214ZM225 98L227 99V97H225ZM240 98H242V97H240ZM250 98H251V97H250ZM250 98H249V100H250ZM195 99H196V98H195ZM202 99H203V98H202ZM205 99H207L206 101H208V98H207V97H206ZM229 99H230V96H229ZM232 99H233V98H232ZM235 99H236V98H235ZM247 99H248V97H247ZM127 100H129V99H127ZM130 100H131V99H130ZM163 100H164V99H163ZM181 100H182V99H181ZM209 100H210V99H209ZM260 100H263V101H264V99H260ZM97 101H98V100H97ZM132 101H134V100H133V97H132ZM137 101H138V100H137ZM147 101H148V100H146V104H147ZM165 101H166V100H165ZM165 101H164V102H165ZM167 101H168V100H167ZM178 101H179V99H178ZM185 101H187V103H188V101L190 102V100H188V99L184 100V103H186ZM192 101H193V99H192ZM192 101H191V102H192ZM194 101H197V99L194 100ZM194 101H193V102H194ZM200 101H202V100H200ZM214 101H215V100H214ZM214 101H213V102H214ZM235 101H236V100H235ZM235 101L232 100V102H235ZM238 101H239V100H238ZM263 101H262V102H263ZM104 102H105V101H104ZM138 102H139V101H138ZM148 102H149V101H148ZM193 102H192V103H193ZM204 102H205V101H204ZM217 102H218V99H217ZM220 102H222V101L220 100ZM220 102H219V103H220ZM242 102H243V101H242ZM256 102H257V101H256ZM129 103H130V101H128V104H129ZM133 103H134V102H133ZM187 103H186V104H187ZM194 103L196 104V102H194ZM194 103H193V104H194ZM201 103H203V102H201ZM205 103H207V102H205ZM209 103L211 104L210 101H209ZM214 103H215V102H214ZM214 103H213V104H214ZM239 103H240V101H239ZM247 103H249V102H247ZM260 103H261V102H260ZM130 104H132V102H131ZM134 104H135V103H134ZM139 104H140V103H139ZM149 104H150V102H149ZM166 104H168V103H166ZM178 104H179V103H178ZM193 104H192V107H193ZM195 104H194V105H195ZM198 104H199V103H198ZM237 104H238V103H237ZM151 105H152V103H151ZM188 105H191V103H189ZM202 105H203L204 107L207 106L206 104H205V105H204V104H201L200 106H202ZM211 105H212V104H211ZM214 105H215V104H214ZM214 105H213L212 107H213V108H217L218 105L216 104V105H217L216 107H215ZM222 105H223V104H222ZM226 105H227V103H226ZM244 105H245V104H244ZM251 105H252V104H251ZM253 105H254V104H253ZM137 106H138V105H137ZM169 106H170V103H169ZM172 106H173V105H172ZM172 106H171V108H173ZM174 106H175V105H174ZM200 106H199V107H200ZM228 106H229V104H228ZM242 106H243V105H242ZM133 107H134V106H133ZM141 107H142V105H141ZM143 107H144V105H143ZM148 107H149V109H150V111H151V110H152L151 107H150V106H148ZM153 107H154V104H153ZM160 107H161V106H160ZM197 107H198V105H197ZM199 107H198V108H199ZM209 107H210V105H209ZM212 107H211L210 110L213 109ZM225 107H226V106H225ZM238 107H240V106H238ZM144 108H145V107H144ZM193 108H195V107H193ZM193 108H192V109H193ZM200 108H201V107H200ZM220 108H221V106H219V110H221V109L225 110V109H226V108H224V106H223L221 109H220ZM230 108H231V107H230ZM232 108H233V107H232ZM243 108H244V107H243ZM254 108L256 109L255 106H254ZM131 109H132V108H131ZM154 109H155V108H154ZM156 109H157V107H156ZM166 109H167V108H166ZM181 109H182V108H181ZM186 109H187V108H186ZM190 109H191V108H190ZM201 109H202V108H201ZM228 109H229V108H228ZM259 109H262V108H259ZM102 110H103V109H102ZM104 110H105V109H104ZM134 110H135V112L137 111L138 113H140L139 110H141V108L138 109V110H136V108L134 107ZM146 110H147V109L145 108L144 111H146ZM157 110H158V109H157ZM174 110H176V107H174ZM196 110H197V111H196ZM202 110L204 111V109H202ZM216 110H218V109H216ZM233 110H234V109H233ZM245 110H246V108H245ZM249 110H250V108H249ZM252 110H253V109H252ZM263 110H264V108H263L262 110H260L259 112H257V113L255 114V116H253L252 119H250V121L248 122V125L246 126V128L243 129V131H242L237 137L235 136V135H236V131H235V130H234V132H233L231 135L228 134V135H230V136H229V140H231L232 143H231L228 147L226 146L227 148H226V149L224 150V152H222L219 156L213 158V160L210 161V163H208L207 165H206V164L203 165L199 170H197V172H195V173H194L192 176H190L189 178L186 176L187 179H186V180L184 179V180L180 181V184H179V185L176 186V185L173 184V188H172L169 192H167V194L165 193V195H164V193H163L164 196H162V197L160 196L159 199L157 198V199H158V200L156 199L157 201L154 200L155 202H154L152 205L149 204L150 206H147L142 212H139V213L137 214L136 217L133 218L134 215H133V216L131 215L132 218H133L132 220H130L129 218H127V219H129L130 221L126 220V221H128V223H126V224L123 223V224H125V225H123V224L121 225L122 228H120V230H119L117 233L115 232L116 234L113 235V237L110 239V241H108L104 246H102V248L96 253V255H98V254H99V253H100V252H101V251H102V250H103V249H104V248H105V247H106V246H107V245H108V244H109V243H110V242H111V241H112V240H113V239H114V238H115V237H116V236H117V235H118V234H119V233H120L125 227H127L128 225L131 224L130 227H129V228H128V229H127V230H126V231H125V232H124V233H123V234H122V235H121V236H120V237H119V238H118V239H117L112 245H110V246H109V247H108V248H107V249H106V250H105V251H104V252H103V253H102V254H101V255H100V256H99L94 262H93V263H92V264H107L108 261L110 260V258H111L112 256H114V254H115L117 251L119 252L122 248H124V247H126V246H129V244H131L130 242L135 241V240L137 239V237L139 236V234L143 232L142 227H145V228L149 229L150 231H152L153 229H159V231L164 235V238H167V240L169 241L168 238H169V235H170V233H171V231H170V230H171V227H170L171 224H170V222H168V224H166V228H165V227L161 224V221H162V220L165 221L168 217H171V215H172L173 212L176 213V211H178L179 208L181 207L180 205L184 204V202L188 201L187 203L189 204V201H190V200L192 201L194 195H197V194H200V193L202 194L201 190H203V189L209 187V185H212L211 182H212L213 178H215L217 175L220 176V177L222 178V176L225 175L226 172L229 171L230 169H232V168H234V167H235V169H236V167H237V169L239 168L238 166H240V165L244 162L247 153H248L250 150H251V152H252V151L254 150V148L257 146V145H256V141H257V140L260 141L259 138H260L261 135L264 136V114H263V115H262L257 121H254L255 118H256V117H257V116H258ZM148 111H149V110H148ZM176 111H177V110H176ZM188 111H190V110H188ZM191 111H192V110H191ZM199 111H200V110H199ZM247 111H248V110H247ZM250 111H251V110H250ZM131 112H133V110H132ZM158 112H159V111H158ZM173 112H174V111H173ZM196 112H198V109H195V114H198V113H199V112H198V113H196ZM216 112H217V111H216ZM216 112L214 111V113H216ZM221 112H223V111H221ZM224 112H225V111H224ZM224 112H223V113H224ZM231 112H232V111H231ZM252 112H253V111H251V114H252ZM254 112H255V110H254ZM254 112H253V113H254ZM150 113H154V112L151 111ZM159 113H160V115H161V112H159ZM183 113L185 114V112H183ZM187 113H188V112H187ZM187 113H186V115H187ZM204 113H208V114H209V111H208V112H203V114H204ZM219 113H220V112H219ZM227 113H228V114H227ZM227 113H226L227 116H225V117H228V115H230L229 112H227ZM131 114H132V113H131ZM140 114H142V113H140ZM143 114H144V113H143ZM148 114H149V113H148ZM154 114H155V113H154ZM162 114H163V113H162ZM178 114H179V113H178ZM192 114H193V112H192ZM195 114H194V115H195ZM217 114H218V112H217ZM248 114H249V113H248ZM136 115H137V114H134V116H136ZM157 115H158V114H157ZM160 115H159V116H160ZM164 115H165V114H164ZM171 115H172V114H171ZM199 115H201V114H199ZM205 115H206V114H205ZM205 115H204V116H205ZM222 115H223V114H222ZM128 116H129V115H128ZM132 116H133V114H132ZM139 116H141V115H139ZM143 116L146 117L145 114H144ZM148 116H149V115H148ZM150 116H151V115H150ZM161 116H162V115H161ZM180 116H182V115H180ZM196 116H197V115H196ZM232 116H233V114H232ZM136 117H138V116H136ZM155 117H156V118H155ZM208 117H209V118L204 119V117L201 116V118H203V119L205 120V123H206V124L211 125V123H212L211 120H212V119L214 120L213 115H212V119H210V117H211L210 114L208 115ZM214 117H215V116H214ZM222 117H223V116H222ZM222 117H221V119H225V117H223V118H222ZM230 117H231V116H230ZM230 117H229V119L232 118V117H231V118H230ZM140 118H141V117H140ZM140 118H139V119H140ZM154 118H155V121H157V116H154ZM159 118H160V117H158V119H159ZM161 118H162V117H161ZM163 118H165V117L163 116ZM167 118H168V117H166L165 119H167ZM169 118H170V117H169ZM195 118H197V117H195ZM198 118H199V117H198ZM218 118H220V115H219ZM139 119H137V120H139ZM146 119H147V118H146ZM146 119H143V120L146 121ZM172 119H173V117H172ZM221 119H220V120H221ZM226 119H227V118H226ZM226 119H225V120H226ZM232 119H233V118H232ZM235 119H236V115H235ZM130 120H131V119H130ZM150 120H151V118H150ZM169 120H170V119H169ZM217 120H219V119H217ZM220 120H219V121H220ZM127 121H128V120H127ZM139 121L141 122L142 120L140 119ZM153 121H154V119H152V123H153V124H152L150 121H148L149 123L152 124V125L150 126V128H151L152 126H155V124H154ZM163 121H164V119H163ZM163 121H161V119L158 121V122H161V126H162V122H163ZM167 121H168V120H167ZM167 121H166V122L164 121V122L167 123ZM170 121H171V120H170ZM187 121H188V120H187ZM197 121H198V120H197ZM226 121H227V120H226ZM226 121H224V122H226ZM236 121H237V119H236ZM131 122H132V121H131ZM146 122H147V121H146ZM173 122H174V121H173ZM189 122H190V121H189ZM230 122H232V121L229 120V123H230ZM254 122H255V123H254ZM127 123H128V122H127ZM149 123H147V124H149ZM155 123H156V122H155ZM199 123H200V122H199ZM218 123H219V122H218ZM222 123H223V120H222ZM226 123H227V122H226ZM229 123H228V124H229ZM237 123H238V121H237ZM141 124H142V123H141ZM145 124H146V123H145ZM170 124H171V122H170ZM174 124H175V122H174ZM235 124H236V123H235ZM252 124H253V125H252ZM128 125H129V124H128ZM142 125H144V124H142ZM149 125H150V124H149ZM171 125H172V124H171ZM171 125H170V126H171ZM187 125H188V124H187ZM147 126H148V125H147ZM164 126H165V124H164ZM166 126H167V125H166ZM178 126H179V125H178ZM178 126H177V127H178ZM188 126H189V125H188ZM188 126H186V127H188ZM190 126H191V125H190ZM236 126H237V125H236ZM144 127H146V126H144ZM168 127H169V126H168ZM209 127H210V126H209ZM148 128H149V127H148ZM160 128H161V127H160ZM163 128H164V127H163ZM174 128H175V127H174ZM189 128H190V127H189ZM191 128H192V127H191ZM249 128H250V129H249ZM146 129H147V128H146ZM151 129H152L151 131H153V128H151ZM155 129L158 130L159 128L157 127V128H155ZM169 129H170V128H169ZM175 129L177 130V128H175ZM179 129H181V128L178 127V130H179ZM193 129H194V128H193ZM143 130H144V129H143ZM149 130H150V129H149ZM156 130H154V131H156ZM161 130H162V129H161ZM165 130H167V129H165ZM165 130H164V131H165ZM201 130H202V129H201ZM131 131H132V130H131ZM154 131H153V134H155ZM158 131H159V130H158ZM158 131H157V135H156V134H155V135H156V136H161V137H162L163 135H160V133H158ZM167 131H168V130H167ZM167 131H165V132H166L167 135H168L169 133H168ZM170 131H172V130H170ZM186 131H187V129H186ZM189 131L191 132V129H190V130L188 129V134L190 133ZM192 131H193L192 133H194V132H195V129L192 130ZM217 131H218V130H217ZM149 132H150V131H149ZM161 132H162V131H161ZM165 132H162V133H165ZM178 132H179V131H178ZM244 132H245V133L247 132V133H246V134L240 139V137L242 136V134H243ZM150 133H151V132H150ZM171 133H172V132H170V134H171ZM181 133H182V132H181ZM181 133H180V134H181ZM183 133H184V132H183ZM212 133H213V131H212ZM219 133H220V132H219ZM219 133H218V134H219ZM135 134H136V133H135ZM153 134H152V135H153ZM158 134H159V135H158ZM222 134H223V132H222ZM172 135H173V134H172ZM172 135H171V136H172ZM183 135H184V134H183ZM189 135H190V134H189ZM192 135H193V134H191V136H192ZM195 135H196V134H195ZM195 135H193V136H195ZM169 136H170V135H169ZM173 136H174V135H173ZM193 136H192V137H193ZM214 136H216L215 133H214ZM218 136H219V135H218ZM223 136H224V135H223ZM165 137H166V136H165ZM185 137H186V136H185ZM221 137H222V136H221ZM97 138H98V137H97ZM153 138H154V137H153ZM153 138H152V139H153ZM155 138H156V137H155ZM155 138H154V139H155ZM157 138H158V137H157ZM163 138H164V136H163ZM163 138H162V139H163ZM167 138H168V137H167ZM171 138L174 139L173 137H171ZM261 138H262V136H261ZM154 139H153V140H154ZM162 139L160 140L161 142H162ZM164 139L166 140V138H164ZM176 139H177V138L175 137L174 141H175ZM184 139H185V138H184ZM222 139H223V138H222ZM97 140H98V139H97ZM126 141H127V140H126ZM155 141H157V139H155ZM158 141H159V140H158ZM167 141H170V138H169V140L167 139ZM167 141H163V143H164V142L166 143ZM172 141H173V140H172ZM172 141H171V142H172ZM174 141H173V142H174ZM176 141H177V140H176ZM176 141H175V142H176ZM100 142H101V141H100ZM175 142H174V143H175ZM96 143H97V142H96ZM96 143H95V144H96ZM165 143H164V144H165ZM169 143H170V142L167 143V146H168ZM174 143H172V144H174ZM177 143H179V142L177 141ZM177 143H176V146H175V147L179 146V145H177ZM259 143H260V142H259ZM89 144H90V143H88V145H89ZM159 144H160V143H159ZM227 144H228V143H227ZM260 144H261V143H260ZM90 145H91V144H90ZM93 145H94V143L92 144V146H93ZM136 145L138 146V144H136ZM205 145H206V144H205ZM207 145H208V144H207ZM95 146L97 147L98 145H94V147H95ZM152 146H153V144H152ZM169 146H170V144H169ZM223 146H225V144H224ZM258 146H260V145H258ZM89 147H90V146H89ZM102 147H103V145H102ZM172 147H173V145H172ZM187 147H188V146H187ZM196 147H197V146H196ZM219 147H220V146H219ZM157 148H158V147H157ZM173 148H174V147H173ZM206 148H207V147H206ZM257 148H258V147H257ZM259 148H260V147H259ZM96 149H97V148H95V150H96ZM160 149H161V148H160ZM177 149H179V148L177 147ZM180 149H181V148H180ZM260 149H262V148H260ZM99 150H101V149L98 148V153L101 154V153L99 152ZM131 150H132V149H131ZM194 150H195V149H194ZM228 150H229V151H228ZM258 150H259V149H258ZM258 150H257V151H258ZM157 151L160 152L161 150L157 149ZM227 151H228V152H227ZM254 151H255V150H254ZM259 151H260V150H259ZM259 151H258V152H259ZM261 151H262V150H261ZM261 151H260V152H261ZM173 152H174V151H173ZM226 152H227V155H226V156L222 157L218 162H216L215 164H213V161H214V160H216L217 158H219L220 156H222V155L225 154ZM260 152H259V153H260ZM164 153H165V152H164ZM164 153H163L162 155H164ZM139 154H140V152H139ZM142 154H143V153H142ZM160 154H161V152H160ZM175 154H176V153H175ZM103 155H104V152H103ZM132 155H133V154H132ZM172 155H173V154H172ZM142 156H143V155H142ZM101 157H103L102 154H101ZM132 157H133V156H132ZM105 158H106V156H105ZM123 159H124V158H123ZM99 160H100V159H99ZM129 160H130V159H129ZM94 161H95V160H94ZM94 161H93L92 164H96V163H97V162L94 163ZM90 162H91V161H90ZM123 162H124V161H123ZM246 162H247V161H246ZM99 163H100V162H99ZM102 163H103V162H102ZM102 163H101V164H102ZM177 163H178V162H177ZM180 163H181V162H180ZM247 163H248V162H247ZM247 163H246V166L248 165ZM145 164H146V163H145ZM148 164H149V163H148ZM178 164H179V163H178ZM102 165H103V164H102ZM149 165H150V164H149ZM170 165H171V164H170ZM173 165H174V164H173ZM79 166L81 167L82 164H81V165L79 164ZM86 166H87V165H85V166H83V167H85V169H86ZM98 166H99L98 168H100L101 165H98ZM104 166L107 167L108 165L106 164V165H104ZM104 166H103V167H104ZM124 166H125V165L123 164V167H124ZM144 166H145V165H144ZM80 167H79V168H80ZM101 167H102V166H101ZM103 167H102L101 170H103ZM106 167H105L104 169H106ZM146 167H147V166H146ZM258 167H259V166H258ZM77 168H78V167H77ZM79 168H78V169H79ZM107 168H108V167H107ZM137 168H138V167H137ZM175 168H176V167H175ZM203 168L206 169V171H205L204 173H202V174L199 175L197 178H195L193 181H191L189 184H187L185 187H183L182 189H180L177 193H175L173 196H171L170 198H168L166 201H164L161 205H159V206H158L157 208H155L153 211H151L150 213H148L146 216H143V214H144L148 209H150V208H151L152 206H154L157 202H159L160 200H162L164 197H166L168 194H170L172 191H174L176 188H178L180 185H182V184H183L184 182H186L188 179H190L191 177H193L196 173H198V172H199L200 170H202ZM80 169L82 170V167H81ZM88 169H90V168L88 167ZM91 169H92V168H91ZM91 169H90V170H91ZM93 169L96 170V168H94V167H93ZM139 169H140V168H139ZM139 169H138V170H139ZM155 169H156V168H155ZM237 169H236V170H237ZM241 169H242V168H241ZM74 170H75V169H74ZM81 170H80V171H81ZM90 170H89V171H90ZM134 170H135V169H134ZM134 170H133V171H134ZM138 170H137V171H138ZM146 170H147V168H146ZM255 170H256V169H255ZM78 171H79V170H78ZM87 171H88V170H87ZM91 171H92V170H91ZM104 171H105V170H104ZM232 171H233V170H232ZM232 171H231V173H232ZM250 171H251V170H250ZM74 172H75V171H74ZM74 172H73V173H74ZM82 172H83V170H82ZM84 172H85V171H84ZM98 172H99V170H98ZM125 172H126V171H125ZM134 172H135V171H134ZM239 172H240V171H239ZM90 173H91V172H90ZM92 173H93V172H92ZM132 173H133V172H132ZM144 173H146V172H144ZM144 173H143V174H144ZM185 173H186V172H185ZM237 173H238V172H237ZM76 174H77V173H76ZM85 174H88V172L85 173ZM85 174H82V176L85 175ZM104 174H105V173H104ZM106 174H107V173H106ZM126 174H127V173H126ZM133 174H135V173H133ZM133 174H132V175H133ZM139 174H140V173H139ZM155 174H156L157 176H159V174H157L156 172H155ZM77 175H78V174H77ZM91 175H92V174H91ZM97 175H98V174H97ZM232 175L234 176V174H232ZM82 176H81V177H82ZM85 176H86V175H85ZM85 176H84L83 178H85ZM87 176H88V175H87ZM127 176H128V175H127ZM133 176H134V175H133ZM145 176H146V175H145ZM77 177L80 178V176H77ZM96 177H97V176H96ZM99 177H100V179H101V176H99ZM102 177H103V176H102ZM83 178H82V179H83ZM93 178H95V176L92 177L91 180H92ZM104 178L107 179L106 176H105ZM116 178H117V177H116ZM137 178H138V176H137ZM146 178H147V177H146ZM153 178H154V177H153ZM224 178H227V177H224ZM224 178H223V179H224ZM96 179H97V178H95V180H96ZM100 179H99L98 181H99V182H102ZM174 179H175V178H174ZM83 180H84V179H83ZM144 180H145V177H142V180H141V182H142V186H144V184H145V181H144ZM214 180H215V179H214ZM227 180H228V179H227ZM79 181H80V179H79ZM106 181H107V180H106ZM178 181H179V180H178ZM81 182H82V181H81ZM81 182H78V183L80 184ZM84 182H85V181H84ZM86 182L88 183V182H91V181L88 180V181H86ZM92 182H93V180H92ZM92 182L90 183L91 185H93ZM104 182H105V181H104ZM104 182H103V185H104L105 183H107V182H105V183H104ZM108 182H109V180H108ZM148 182H150V180H149ZM175 182H177V181L175 180ZM82 183H83V182H82ZM82 183H81V184H82ZM96 183H97V181L95 182V184H96ZM110 183H111V182H110ZM226 183H227V182H226ZM88 184H89V183H88ZM90 184H89V185H90ZM100 184H101V183H100ZM107 184H108V183H107ZM232 184H233V182H232ZM82 185H83V184H82ZM97 185H98V184H96V185H94V186H96V188H97ZM103 185H102V186H103ZM123 185H124V184H123ZM137 185H138V184H137ZM139 185H140V184H139ZM151 185H152V184H151ZM154 185H155V184H154ZM156 185H158V183H157ZM156 185H155V186H156ZM228 185H229V184H228ZM78 186H80V185H78ZM84 186H85V185H83V187H84ZM94 186H91V187H94ZM102 186L99 185V188H100V187L102 188ZM110 186H112V184H110ZM125 186H127V185L125 184ZM174 186H175V187H174ZM104 187H105V186H104ZM106 187H109V184H108V186H106ZM135 187H136V185H135ZM159 187H160V186H159ZM229 187H231V186H229ZM84 188L87 189L88 187H87V188L84 187ZM94 188H95V187H94ZM99 188H98V189H99ZM156 188H157V187H156ZM156 188H155V189H156ZM170 188H171V186H170ZM88 189H89V188H88ZM116 189H117V188H116ZM116 189H115V191L117 192ZM126 189H127V188H126ZM168 189H169V188H168ZM34 190H35V189H34ZM99 190H101V192H100V191H99V192L102 193L105 189L103 190V188H102V189H99ZM108 190H109V188H108ZM127 190H128V189H127ZM164 190H167L166 187H165ZM229 190L231 191V190H233V188H232V189H229ZM229 190H228V191H229ZM96 191H97V190H96ZM106 191H107V190H106ZM113 191H114V190H113ZM155 191H156V190H155ZM199 191H200V192H199ZM122 192H124V191H122ZM233 192H234V191H233ZM97 193H98V192H97ZM97 193L95 192L94 194L96 195ZM104 193H105V192H104ZM109 193H113L112 190H111V192H109ZM114 193H115V192H114ZM133 193H134V192H133ZM157 193H159L158 190H157ZM231 193H232V192H231ZM102 194H103V193H102ZM102 194H99V195H101V196L103 197L104 194H103V195H102ZM107 194H108V193H107ZM116 194H117V193H116ZM116 194H114V195H116ZM159 194H160V193H159ZM25 195H26V194H25ZM95 195H94V197H95ZM109 195H110V194H109ZM118 195H120V194H118ZM140 195H141V196L145 195V193L143 192V189H142V194H140ZM232 195H233V194H232ZM116 196H117V195H116ZM24 197H25V196H22V198H24ZM29 197H30V196H29ZM90 197H91V195H90ZM110 197H112V196H110ZM132 197L135 198V196H133V194H132ZM27 198H28V197H27ZM27 198H26V199H27ZM97 198H98V194H97ZM97 198H95V199H97ZM103 198H107V197L105 196V197H103ZM115 198H116V197H115ZM118 198H120V197L118 196ZM118 198H117V199H118ZM134 198H133V199H134ZM262 198H263L262 200H264V197H263V196H262ZM34 199H35V198H34ZM98 199H101V197L98 198ZM222 199H223V198H222ZM258 199H259V198H258ZM37 200H38V199H37ZM83 200H85V199H83ZM102 200H103V199H102ZM105 200H106V199H105ZM120 200H122V199H120ZM262 200L260 199V200L257 202L256 207H255V208H251V209L245 214L244 219L242 218L245 222H244L243 220H241L242 222H240V223L242 224V223L244 222V224L246 223L245 226H246L247 224H250L249 227H250V226L255 227V230H256L258 233H260V234L263 236V238H264V216L262 217V216L260 215V210H261V208H263V206H264V204H263L264 201L261 202ZM49 201L51 202V200H49ZM85 201H86V200H85ZM92 201H93V200H92ZM96 201H97V200H96ZM98 201H99V200H98ZM107 201H109V200H107ZM107 201H106V202H107ZM111 201H112V200H111ZM114 201L117 202L116 200H114ZM196 201H197V200H196ZM215 201H216V200H215ZM32 202L34 203V200H33V199H32ZM43 202H44V201H43ZM45 202H46V200H45ZM53 202H54V201H53ZM56 202H57V201H56ZM86 202H87V201H86ZM90 202H91V201H90ZM100 202H101L100 204H102V205L105 204V203H104L105 201H104L103 203H102V201H100ZM120 202H121V201H120ZM127 202H128V200H127ZM216 202H217V201H216ZM76 203H77V202H76ZM76 203H73V204H76ZM91 203H92V202H91ZM109 203H110V201H109ZM117 203H119V201H118ZM197 203H198V202H197ZM48 204H49V203H48ZM88 204H90V203H88ZM93 204H96V203H93ZM121 204H122V203H121ZM188 204H187V205H188ZM193 204L195 205V203H192V205H193ZM60 205H61V204H59V206H60ZM79 205H80V204H79ZM107 205L110 207L109 204H107ZM111 205H112V203H111ZM145 205H146V204H145ZM185 205H186V204H185ZM241 205H242V204H241ZM71 206H72V205H71ZM93 206H94V205H93ZM93 206H92V208H93ZM112 206H113V205H112ZM114 206H116V205H114ZM117 206H119V205H117ZM61 207H62V206H61ZM79 207H80V206H79ZM100 207H101V206H100ZM100 207H98V208L100 209ZM106 207H107V206H106ZM183 207H184V206H183ZM198 207H199V206H198ZM200 207H201V206H200ZM200 207L198 208V210H202V209H200ZM239 207H240V206H239ZM241 207H242V206H241ZM95 208L97 209V205H96ZM113 208H114V207H113ZM143 208H144V207H143ZM193 208H195V206H194ZM208 208H209V207H208ZM114 209H116V208H114ZM195 209H197V206H196ZM206 209H207V207H206ZM263 209H264V208H263ZM263 209H262V210H263ZM103 210H105V209H103ZM139 210H140V209H139ZM190 210H191V208H190ZM190 210H189V211H190ZM198 210H197V212H199ZM99 211H100V210H99ZM108 211H109V210H108ZM192 211H193V210H192ZM202 211H203V213H204V210H202ZM202 211H201V212H202ZM208 211H209V210H208ZM103 212H104V211H103ZM111 212H112V211H111ZM263 212H264V210H263ZM108 213H109V212H108ZM178 213H179V212H178ZM21 214L23 215V212H22ZM97 214H98V213H97ZM110 214H112V213H110ZM173 214H174V213H173ZM179 214H180V213H179ZM101 215H102V214H101ZM105 215H106V213H105ZM112 215H113V214H112ZM129 215H130V214H129ZM193 215H194V214H193ZM213 215H214V213H213ZM102 216H103V215H102ZM113 216H114V215H113ZM124 216H126V215H124ZM201 216H202V215H201ZM1 217H3V216H1ZM88 217H89V216H88ZM216 217H217V216H216ZM171 218H172V217H171ZM179 218H180V217H179ZM194 218H195V220H196L197 217H194ZM107 219H109L108 216H107ZM111 219H112V218H111ZM125 219H126V218H125ZM173 219H174V218H173ZM239 219H240V218H239ZM109 220H110V219H109ZM199 220H200V219H199ZM199 220H198V221H199ZM201 220H204V219H201ZM208 220H209V218H208ZM211 220H212V219H211ZM211 220H210V221H211ZM112 221H113V220H112ZM112 221H111V222H112ZM126 221H125V222H126ZM198 221H197V222L195 221V222L198 224ZM239 221H240V220H239ZM1 222H2V220H1ZM1 222H0V223H1ZM76 222H77V220H76ZM173 222H174V221H173ZM234 222H235V221H234ZM132 223H133V224H132ZM164 223H165V222H164ZM180 223H181V222H180ZM206 223H207V222H206ZM206 223H205V224H206ZM232 223H233V222H232ZM2 224H3V222H2ZM2 224H1V226H2ZM78 224H79V222H78ZM98 224H99V223H98ZM100 224H101V223H100ZM115 224H116V223H115ZM120 224H121V223H120ZM120 224H119V225H120ZM233 224H234V223H233ZM244 224H243V225H244ZM4 225H5V224H4ZM79 225H80V224H79ZM79 225H78V227H79ZM91 225H92V224H91ZM109 225H110V222H109ZM112 225H113V223H112ZM117 225H118V223H117ZM119 225H118V227H119ZM192 225H193V224H192ZM198 225H199V224H198ZM202 225H203V224L200 222V226H202ZM235 225H236V223H235ZM92 226H94V225H92ZM101 226H102V225H101ZM110 226H111V225H110ZM121 226H120V227H121ZM230 226H231V225H230ZM241 226H242V225H241ZM108 227H109V226H108ZM173 227H175V226L173 225ZM177 227H178V226H177ZM242 227H243V226H242ZM242 227L240 228L239 225H237V227L234 226L232 229L227 230L228 232L226 231V232H227V233H225V234H226V237H225L224 235L222 236V234H221V237H223V238H222L223 241H224V239H225L226 241H227V239H231L232 241H233V240H236V241L238 242V247H239V248H241V249L243 248V249H245L246 251L250 252V251H252V249H255V244H254V242H253L254 239L251 238V237L249 236L248 231H247V230H244ZM249 227H248V228H249ZM83 228H84V227H83ZM101 228H102V227H101ZM111 228H112V227H111ZM229 228H230V227H229ZM245 228H246V227H245ZM96 229H97V228H96ZM102 229H103V228H102ZM109 229H110V227H109ZM109 229H108V230H109ZM118 229H119V228H118ZM118 229H117V230H118ZM183 229H184V228H183ZM227 229H228V228H227ZM61 230H62V229H61ZM103 230H104V229H103ZM249 230H250V228H249ZM9 231H11V230H9ZM9 231H8V232H9ZM13 231H14V230H13ZM70 231H71V230H70ZM104 231H105V230H104ZM224 231H225V230H224ZM250 231H251V230H250ZM252 231L255 232V231L253 230V228H252ZM15 232H16V231H14V233H15ZM62 232H63V231H62ZM105 232L107 233V231H105ZM253 232H251V233H252V234H255V236H256V232H255V233H253ZM51 233L53 234V232H51ZM54 233H55V232H54ZM57 233H58V232H57ZM108 233H110V232H108ZM108 233H107V235H108ZM113 233H114V231H113ZM113 233H112V231H111V234H113ZM184 233H185V231H184ZM64 234H65V233H64ZM260 234H259V235H260ZM0 235H1V234H0ZM2 235H3V233H2ZM17 235H18V234H17ZM19 235H20V234H19ZM73 235H74V234H73ZM57 236H58V235H57ZM188 236H189V235H188ZM257 236H258V235H257ZM1 237H2V236H1ZM53 237H56V236L53 235ZM62 237L64 238V236H62ZM258 237H259V236H258ZM16 238H17V236L15 237V239H16ZM105 238H106V237H105ZM105 238H104V239H105ZM10 239H11V238H10ZM10 239H9V240H10ZM171 239H173V238H171ZM187 239H188V238H187ZM217 239H218V238H217ZM217 239H216V240H217ZM257 239H258V238H257ZM0 240H1V239H0ZM71 240H72V238H71ZM173 240H175V239H173ZM260 240H261V239H260ZM72 241H73V240H72ZM164 241H165V240H164ZM220 241H221V240H220ZM257 241H258V240H257ZM41 242H42V241H41ZM52 242H53V241H52ZM75 242H76V241H75ZM259 242H260V241H259ZM17 243H18V241H17ZM132 243H134V242H132ZM170 243H171V242H170ZM170 243H169V244H170ZM213 243H214V242H213ZM261 243L263 244L262 241H261ZM0 244H1V243H0ZM57 244H58V243H57ZM77 244H78V243H77ZM103 244H104V243H103ZM135 244H136V243H135ZM219 244H220V243H219ZM2 245H3V244H2ZM13 245H15V243H14ZM42 245H43V244H42ZM59 245H60V244H59ZM74 245H76V244H74ZM170 245H171V244H170ZM177 245H178V243H177ZM212 245H213V244H212ZM221 245H222V242H221L220 246H221ZM224 245H225V242H224ZM263 245H264V244H263ZM5 246H8V245H5ZM9 246H10V245H9ZM9 246H8V247H9ZM76 246H77V245H76ZM178 246H179V245H178ZM214 246H215V245H214ZM225 246H226V245H225ZM236 246H237V244H236ZM3 247H4V246H3ZM216 247H217V246H216ZM61 248H63V247H61ZM71 248H72V250H73V247H71ZM71 248H70V249H71ZM74 248H75V246H74ZM235 248H236V247H235ZM258 248H259V247H258ZM3 249H4V248H3ZM11 249H14V247L11 248ZM214 249H215V248H214ZM229 249H231V248H229ZM4 250H5V249H4ZM7 250H8V249H7ZM210 250H212V249H210ZM5 251H6V250H5ZM13 251H14V250H13ZM52 251H54V250H52ZM67 251H68V250H67ZM73 251H75V249H74ZM128 251H129V250H128ZM130 251H131V250H130ZM232 251H233V250H232ZM257 251H258V250H257ZM261 251H263V250H261ZM0 252H1V251H0ZM11 252H12V251H11ZM62 252H63V251H62ZM210 252H211V255H212V254H213L212 251H210ZM217 252H218V251H217ZM237 252H238V251H237ZM253 252H255V250H254ZM9 253H10V251H9ZM15 253H16V251H15ZM35 253H36V252H35ZM49 253H50V252H49ZM54 253H55V252H54ZM63 253H64V252H63ZM206 253H208V252H206ZM3 254H4V253H3ZM5 254H6V253H5ZM16 254H18V253H16ZM21 254H22V253H20V255H21ZM65 254H67V253H65ZM117 254H118V253H117ZM132 254H133V253H132ZM168 254H169V253H168ZM195 254H196V253H195ZM237 254H239V253H237ZM259 254H261V253H259ZM40 255H43V254L41 253ZM55 255H56V254H55ZM62 255H63V254H62ZM96 255H95V256H96ZM118 255H119V254H118ZM123 255H124V254H123ZM211 255H210V257H211ZM218 255H219V254H218ZM220 255H221V254H220ZM225 255H226V253H225ZM234 255H236V254H234ZM0 256H1V254H0ZM6 256H7V254H6ZM13 256H14V255H13ZM21 256H22V255H21ZM21 256H20V257H21ZM29 256H31V255H29ZM95 256H94V257H95ZM190 256H191V255H190ZM192 256H194V254H193ZM192 256H191V257H192ZM205 256H206V255H205ZM208 256H209V255H208ZM216 256H217V255H216ZM236 256H237V255H236ZM236 256H234V257H236ZM7 257H8V256H7ZM23 257H24V256H23ZM23 257H21V258H23ZM34 257H35V256H34ZM36 257H37V256H36ZM64 257H65V256H64ZM94 257H93V258H94ZM220 257H221V256H220ZM222 257H223V256H222ZM237 257L239 258V255H238ZM241 257H242V255H241ZM241 257H240V258H241ZM256 257H257V256H256ZM4 258H6V257H4ZM9 258H12V259H13V258H15V257H12V256H11V257H9ZM16 258H17V257H16ZM37 258H38V257H37ZM45 258H46V257H45ZM50 258H51V257H50ZM62 258H63V257H61L60 259H62ZM93 258H91V260H92ZM242 258H243V257H242ZM0 259H1V257H0ZM17 259H18V258H17ZM26 259H27V257H25V260H26ZM29 259H30V258H29ZM34 259H35V258H34ZM34 259H31V260H30L31 262H29L28 264H30V263H35V264H37L36 260H34ZM39 259H40V258H39ZM43 259H44V258H43ZM64 259H65V258H64ZM64 259H63V260H64ZM206 259L208 260V257H207V256H206ZM223 259H224V257H223ZM223 259H222V261H223ZM230 259H231V258H230ZM15 260H16V259H15ZM23 260H24V259H23ZM63 260H62V261H63ZM91 260H90V261H91ZM129 260H130V259H129ZM201 260H202V259H201ZM207 260H203V261H204V262L206 261L207 263H209V261H207ZM218 260H219V259H218ZM224 260H225V259H224ZM10 261H11V260H10ZM12 261H13V260H12ZM17 261H18L19 263L21 262V261H19V260H17ZM44 261H45V259H44ZM65 261H66V260H65ZM69 261H71V260H69ZM69 261H67V262H69ZM90 261H89V262H90ZM194 261H195V259H194ZM194 261H193V263L196 262V261H195V262H194ZM216 261H217V260H216ZM234 261H238V260L236 259V260H234ZM239 261H240V260H239ZM4 262H5V261H4ZM13 262H14V261H13ZM27 262H28V261H27ZM27 262L25 261L24 263H27ZM40 262H41V261H40ZM197 262H198V260H197ZM204 262H203V263H204ZM213 262H214V261H213ZM226 262H227V261H226ZM226 262H225V263H226ZM232 262H233V261H232ZM247 262H249V261H247ZM15 263H16V262H15ZM24 263L21 262L20 264H24ZM41 263H42V262H41ZM111 263H113V262H111ZM111 263H109V264H111ZM153 263H154V262H153ZM153 263H152V264H153ZM193 263H192V264H193ZM207 263H206V264H207ZM210 263H211V262H210ZM219 263H220V262H219ZM227 263H229V261H228ZM1 264H3V263L1 262ZM4 264H6V263H4ZM9 264H10V263H9ZM38 264H39V263H38ZM45 264H46V263H45ZM47 264H48V263H47ZM54 264H55V263H54ZM87 264H88V263H87ZM133 264H134V263H133ZM154 264H155V263H154ZM198 264H199V263H198ZM223 264H224V263H223ZM262 264H263V263H262Z\"/></svg>",
    "mask_w": 264,
    "mask_h": 264
},
{
    "label": "water",
    "instance_id": "95a60500",
    "mask_svg": "<svg viewBox=\"0 0 264 264\" xmlns=\"http://www.w3.org/2000/svg\"><path fill=\"white\" fill-rule=\"evenodd\" d=\"M264 114V110L255 118L254 121H257L262 115ZM255 123V122H254ZM253 125V124H252ZM250 129V128H249ZM247 133V132H246ZM245 132L242 134V136L240 137V139L246 134ZM229 151V150H228ZM227 151V152H228ZM227 152L225 154H223L222 156H220L219 158H217L216 160L213 161V164H215L216 162H218L222 157L227 155ZM206 171L205 168H203L202 170H200L198 173H196L193 177H191L190 179H188L186 182H184L182 185H180L178 188H176L174 191H172L170 194H168L166 197H164L162 200H160L159 202H157L154 206H152L150 209H148L143 216H146L148 213H150L151 211H153L155 208H157L159 205H161L164 201H166L168 198H170L171 196H173L175 193H177L180 189H182L183 187H185L187 184H189L191 181H193L195 178H197L199 175H201L202 173H204ZM133 224V223H132ZM131 225V224H130ZM130 225H128L127 227H125L98 255H96L90 262H88V264H92L110 245H112L129 227Z\"/></svg>",
    "mask_w": 264,
    "mask_h": 264
}]
</instances>
